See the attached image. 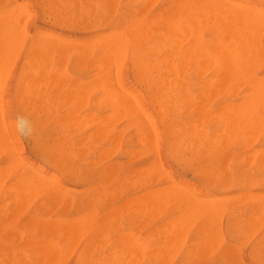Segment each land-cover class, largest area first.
I'll list each match as a JSON object with an SVG mask.
<instances>
[{
	"label": "rangeland",
	"instance_id": "rangeland-1",
	"mask_svg": "<svg viewBox=\"0 0 264 264\" xmlns=\"http://www.w3.org/2000/svg\"><path fill=\"white\" fill-rule=\"evenodd\" d=\"M129 1L130 0H124V1L123 0H0V23H2V24H0V28H1L0 32L2 33V30H3V32H5V33H2L3 37L5 36L4 34H8V30H10V28H7V25H5L6 17L4 19V13L3 12L6 10V14L8 15L7 22H8L9 19H11L9 17H12V15H14L15 17L14 16L13 17L16 19L17 15L15 13H13L15 11L13 10L12 7L16 6L17 3H18V5H21V6L17 5L18 7L16 6V8H18V11H16V13L18 12V14L20 15L19 17H21L20 18V23L21 24L19 26H17L18 23L16 24V22H15L19 17L16 20L14 18H12V19L14 20V22H15L14 24H16V27H18V28L20 26L21 27L22 26L25 27L24 30H23L25 32V34L21 30L22 34H24L23 35V40L19 41V42H22V44L19 46V44H17L18 40L14 39L16 41L13 44L14 47L17 44L18 48H20V49L17 50L19 52H16V55L14 56V58H12V59H14V62L12 63V65L9 66V68H7V65H6V68L9 71V73H7L8 72L7 70L5 71L7 74H5V72L1 71V69L5 67V62L7 63V61H5V59L7 58L8 55L6 54L7 51L5 49L8 47V45H7L6 48H5L6 45L4 46V50L6 52L3 51V44L5 42V41H3V39L4 38L6 39L7 35L3 39L0 38V41L1 40L3 41V42H0V44H1L0 45V50L2 51V53L7 55L5 59L3 58L4 55H3V57L0 55V57L3 58V59H1V62H3V64H4V67L2 66V68H1V65H0V77L1 76L2 77L3 76L6 77V79L4 78L5 80H4L3 86H2V84L0 85L2 87V89L0 91V93H1V97L0 98H2V99H0V102L2 101L1 107H2V113H3V115H2L1 110H0V117H2L4 119V120L3 119H0V120H2L4 122V125H2V126L6 127V129H4L7 132V134H8V137H7V135L5 137L6 140L12 141V142L9 141V143H7L5 141V146L9 147V145H10L9 148L8 147H2L3 144H0V146L2 148L7 150V151H4V149H2L3 150L2 151L0 149V169L4 165H5V167L7 165L6 169L4 168L5 171H2L3 168L0 171V177L1 176L3 177L2 178L3 181L0 179L2 181V182L0 181L1 182V184H0V232H1L0 233V255L2 254L0 256V264H45L43 262H46L47 264H49L47 261L49 260L48 258H50V257H51L50 260L53 261V262L55 260H57L54 263H52L49 260V262H51L52 264H55V263L56 264H61L63 259H64L63 262L65 264H73V263L74 264H178V263L179 264H187V263L188 264H224V263L225 264H264V228H263L264 227V221H263L264 218L261 217V218H263V220H262V222L260 221L261 222V224H260L259 220L261 218L260 219L258 218L259 220H257V216H256V215H259V213L261 215V212L264 210L263 209L264 207H262V205L264 204L263 203L264 199L262 197H264V195L262 197L260 196L261 198L260 197L257 198V199L255 198L256 197L255 193H258V192H259V194L261 192H262V194L264 193L263 192L264 191V171H263L264 170L263 169L264 168V166H263L264 165V147H263L264 146V127L263 128L261 127V130H260V128H258V127L262 126V124L259 125V124H257L256 121H255V124L250 125V126H246L248 128L255 126V127H257L259 129L258 130L257 128L254 127L255 128L254 134L256 133V129L258 130V132L255 134L256 136L253 135V138H251L252 140L250 139L251 141L250 140H246L248 142V144H247V142L245 141V139H246L245 137H248L247 134H248V130L249 129L248 128L246 129V127H244V126H243V128H240V126L237 125L238 123L237 124L235 123L237 126L236 125H231L232 123L227 124V122H226L227 120H224L223 117H221L222 114L220 113V110H223L224 108L226 109V107H224V105L225 106L228 105L227 103H229L230 101H233V105L235 104L234 102H239V104H240V101L239 100H235V99H240L241 100L242 98L245 97V95L247 96L248 94L246 92H243V90L244 91L246 90L248 92V90H250L252 88V86L250 87L245 82H242V84H241V82H230L231 86H232V87L230 86V88H232V90L230 89V92H231L230 93L229 92V84L230 83H224L223 80L219 82V78H218L219 76L218 77L216 76V78H218V79H214L215 75L219 74L218 70L214 69V66L209 67L207 65H204L202 67V66H200V64H197V63H195V64H193V63H189V64L184 63L185 65L182 64V62L187 61L185 59V57H184L187 54L184 55L183 52L186 49H187V51H189L188 48H190V49L194 48L196 43H197V41H198V43L200 45H202L204 43L203 44L204 45L203 48L205 50L207 49L206 51L209 53V49L210 48H211V50L214 49V47L212 45L218 46V45H221V44H224V43H228L229 40L233 39L232 35L230 37L228 36V34H232L231 30H230L231 33H229L230 32L229 31L228 34H227L228 38L226 37V33H224L225 36H223V37L226 40H222V39H219L220 37L223 38L221 36L223 34L219 33V29H217L218 31L215 28L211 29L212 28L211 27L212 20H214V19L216 20V16L213 14L214 12L211 13L212 9H213L212 6L214 7V11L219 12L218 8L221 7V5L223 3H220V6H219L220 0H216V3L214 2L215 0H210V3H205L206 8L203 5V7L205 8V10H203L202 6H201L202 5L201 3L204 0L199 1L200 3L198 2L199 4H201L200 6L198 5L199 8L194 5V4L197 5V0H193V1L192 0L188 1L187 0V2H186L187 5L185 3L182 4V2H185V0H183V1L181 0L182 2L180 0H174V1L173 0L172 1L171 0H168V1L167 0H151V1L149 0L150 1L149 2L150 5L148 3H146V1H148V0H135V1L131 0L130 2ZM195 1H196V3H195ZM230 1H232V2H235V1L239 2L240 1V2L244 3L246 6L252 5L253 8H256L257 10L255 9L253 14H256L257 16H261V17H259V21H260L259 23L260 24L258 25V29H259V31L262 30L261 33H264V14L261 15L264 12V9H263L264 8V0H230ZM132 2H134V3H132ZM174 2L177 3L175 6L177 7L178 10H180L181 12H183L184 10L186 11V12L184 11L185 13L183 12V15L181 13H179L178 10L176 11V7L174 6ZM191 2H192V4L194 2V4L192 5ZM144 3L147 4V5L145 6ZM169 3L172 6H170ZM188 3H190V4H188ZM47 4L49 5L48 7H47ZM52 4H53V6H52ZM166 4H167V6H166ZM180 4H182L181 5L182 9L179 6ZM208 4H210V5L208 6ZM168 5H169V7H168ZM183 5H184V7L186 9L183 7ZM23 6H24V8H23ZM101 6H103V7H101ZM138 6H140V7H138ZM193 6L195 8H198L199 10H200V7H201V9L203 10V11L201 10L202 14L197 9V13H198V16H197L196 15V9H194ZM19 7H21L20 9H23L24 11L22 10V12H19V10H20ZM170 7H171V10L169 9ZM11 8H12L13 12H12ZM46 8H47V10H46ZM192 8H193L194 11L192 10ZM172 9L174 11H176L177 13L174 12ZM188 9H190V10H188ZM258 9L260 11L263 10V12L261 13ZM167 10H169L171 12H168ZM7 11H10L12 13V15L9 16ZM256 11H258L260 13H258ZM23 12H24V14L21 15ZM58 12H59V14H58ZM137 12H138V14H137ZM151 12H153L154 14L151 13ZM172 12H174L176 14V16ZM139 13H140V15H139ZM150 13H151V16L153 15L152 18H151V16H149ZM194 13H195V15H194ZM222 13L224 14V12H222ZM25 14H26V16H25ZM60 14H62V15H60ZM158 14H160V15H158ZM220 14H221V10H220ZM50 15H51V17H50ZM179 15H181V16H179ZM201 15H202V20L205 19L207 22L209 21V23L204 24L206 21H204V22L201 21V22H203V23H201L198 20V18L201 17ZM209 15H212L211 18H213V19H211L209 17ZM221 15L218 16L219 18L217 17V19H221L220 18ZM194 16L195 17L197 16V17L195 18ZM22 17H27V18H23L22 19ZM184 17L187 20L186 19L184 20ZM204 17H209V18H204ZM46 18H49V20H47ZM147 18L149 20H146ZM154 18L155 19L157 18L156 19L157 21L155 20L156 22L154 21ZM193 18H195V19H193ZM1 20H3V21L1 22ZM221 20H223V19H221ZM143 21H144V23H143ZM165 21H167L168 23H166ZM185 21H187V22H185ZM198 21L201 24L200 27L202 26L201 27L202 29H199L200 28V27H198L199 25L196 26V28H194V25L198 24ZM7 22H6V24H9ZM22 22H23V24L24 23L25 24L23 25ZM189 22H190V26H192L191 29H195L196 30L198 28V32H193V30H191L189 28L190 31H191V32L188 31L190 35L187 34L186 31L184 32L185 33L184 35L187 37L186 38V37L183 36L182 32L184 30H183V28H181V25L184 24L185 26H187V25L189 26V24H188ZM117 23H118V25H117ZM191 23H193V25ZM12 24L13 23H12V20H11L10 25L12 26ZM144 24H147V25L144 26ZM175 24L176 25L180 24V26H179L180 28H178V25L176 26ZM207 24H209L210 26H208ZM164 25H166V26L164 27ZM184 25H183V27H185ZM215 25L213 24V27ZM70 26H72V27H70ZM149 26H151V27H149ZM157 26H158V28H156ZM172 26H173V30H172ZM4 27H5L6 30L4 29ZM124 27H125V29H124ZM176 27H177V31L174 32V28H176ZM187 27H185V28L188 29ZM32 28H33V32H32ZM155 28H156L157 31H155ZM118 29H120V30H118ZM179 29L180 30L182 29V30L178 31ZM258 29H255V30L258 31ZM17 30L15 28L16 32H17ZM19 30H18V32H20ZM121 30H122V32H121ZM215 30L217 31L216 34L214 32ZM15 31H13V32H15ZM99 31H101V32H99ZM160 31H162V32H160ZM165 31L169 32V33H174V35L168 34L169 38L168 37L166 38L167 34H165L166 33ZM210 31L213 32L214 34L211 33ZM118 32H121V33H118ZM208 32H210V33H208ZM221 32H222V30H221ZM158 33H159V35H158ZM206 33H208V34H206ZM9 34H11V33H9ZM17 34L18 33H16V35ZM22 34H21V36H22ZM118 34H119V37H118ZM152 34H154V35H152ZM179 34H182V37H183L184 41L180 38L181 35L179 36ZM219 34H221V35H219ZM16 35L13 36V37L16 38ZM175 35L178 38L181 39V42H179L178 38L173 40L174 39L173 37L176 38ZM191 35H197V36H195V41H194L193 36H191ZM215 35H217V36H215ZM112 36L113 37L117 36V38H113ZM126 36H129L131 38H129V37L126 38ZM211 36H212V39H211ZM0 37H2V35ZM99 37H100V40H99ZM260 37H262L261 40H263V42H264V35L261 34ZM260 37H259V39H260ZM20 38H19V35H18V39L19 40H20ZM106 38L108 40L109 39L110 40L108 41ZM123 38L126 40L125 42L123 40H122L123 42L120 41V39H123ZM196 38H198V39H196ZM104 39H106V42L105 41L101 42V40H104ZM114 39H116L115 43L113 41ZM117 39H118V41H117ZM171 39H172V41H171ZM205 39H207V40H205ZM93 40H98V41H94L93 42ZM188 40H190L191 42L188 41ZM204 40L207 42L206 44H205ZM11 41H13L12 37H11ZM73 41H74V43H76V46H75V44H73ZM107 41H108V43H107ZM110 41L114 43L113 46H111L112 43L110 44ZM119 41L122 42V43L120 44ZM173 41L179 42L178 45H177V43H174ZM214 41H215V43H214ZM216 41H220V43L218 44V42H216ZM77 42L78 43L80 42V44L78 45ZM82 42H84L85 44L82 43ZM96 42H97V46H96ZM98 42L101 45L100 44L98 45ZM189 42H190V44L194 43L195 45L194 44L190 45ZM263 42H262V44H264ZM123 43H124V45H123ZM173 43L176 44L177 46L176 45H172ZM10 44H12V43H10ZM82 44L84 45V47H82ZM13 45H12V48H13ZM86 45H88V46H86ZM108 45L113 47V48L109 47ZM120 45H121V47H120ZM122 45H123L124 48H122ZM154 45H156V46H154ZM187 45L188 46L190 45V47H188ZM28 46H29V49H28ZM103 46H107V47H103ZM153 46H154V48H153ZM64 47H65V49H64ZM181 47H184L185 49L181 48ZM82 48H84V49L82 50ZM96 48L99 49V50H97ZM133 48H135V49H133ZM172 48H174V49H172ZM108 49H110V50H108ZM113 49H114V51H113ZM119 49H120V51H119ZM171 49H172V51H171ZM179 49H181V50H179ZM261 49L263 50V47ZM68 50H70L69 53H68ZM80 50H82V51H80ZM89 50H91V51L88 52ZM151 50L153 52H151ZM182 50H183V52H182ZM211 50H210V53H212ZM30 51H31V54H30ZM73 51H74V53H73ZM139 51H141V52H139ZM167 51H169V52H167ZM113 52H114V54H113ZM136 52H138V53H136ZM180 52H181V54H180ZM8 53L11 54L12 52L8 51ZM61 53H63V54L61 55ZM95 53L97 54L96 57L93 56V55H95ZM106 53L109 54V56H110V54L112 55L110 57V59L112 61H110V59H108L109 61L106 62V60H105V62L107 63V64H105L106 68H108V66H109L110 70H106L105 67H104L105 65H104L101 68V69L104 68L103 69L104 70L103 71L104 75H107L106 71H109L108 72V76H110L111 72H113V68L115 67L114 68L115 69L114 70L115 73L113 72V74L115 76L112 74L114 79H112V77L110 76L111 84H112V80H113V85H117V86H115V87H117V90H116L117 94L124 93L123 95H125V92L129 90V93L127 92V94L125 96L127 98H129L131 96V99H132V95H133V99H136L137 102L134 101L133 99H132L133 101H130V99H127V98L126 99L129 102H127V103H126V101H123V102H125L126 106H127L128 103H130L131 106L133 104H137L138 103V106L141 107V108L138 107V111H139V108H140L142 110V113H141V110L138 112L136 109H134L135 106H132L133 108L130 106L131 107V111L130 110H125V113H123L124 116L122 114L123 111L122 112L120 111L121 113L117 112V114H119L118 117H121V118H119L120 119L119 120L117 117L114 116V114L116 113V111H114V109L116 108V103H120L121 100H119V102H118L117 101L118 98H115V97H113L115 100L113 98L111 99L110 97H112V95L110 96L108 94L110 92L108 89L107 90L109 92L107 91L108 93L107 92L104 93L105 87L111 86V85H109L110 83H108V85L105 84L104 88L102 86L103 84L100 85L99 89L97 88L99 86V84H101V83H99L97 87L95 86L97 81L99 80L98 77L100 78L103 75V74H100V72H99V74L101 76L100 75L96 76V73L99 71V67H101L100 63L98 61H99V59L101 57L103 59V63H102L101 59H100V62L102 64H104V58H105L104 56H106V58H108ZM162 53H164V54H162ZM57 54H58V56H57ZM47 55L50 56V58L47 57ZM55 55H56V57H55ZM123 55H125V57ZM166 55L168 57H170V59H167L168 57ZM23 56H24V58H23ZM72 56H75V57H72ZM119 56H122L121 59H119L120 58ZM64 57H65V59H62ZM71 57H72V59L73 58L76 59V60L73 59L75 61L72 64L70 63L72 61ZM92 57H95V58H92ZM159 57H160V59H159ZM182 57L184 59H182ZM56 59L58 60V62H56L57 61ZM88 59L91 62H93V63L91 64V62ZM114 59L115 60L117 59V60L115 61ZM118 59H119V61H118ZM180 59H182V61ZM87 60H88V62H87ZM161 60H162V62H161ZM172 60H174V62L176 63L175 65L172 62ZM177 60H178V62H176ZM62 61H63V64H62ZM119 62H121V64ZM139 62H141V64ZM166 62L169 63L170 69L172 71H170V69L165 71L166 68H164V64ZM180 62H181V64H179ZM24 63H25V65H24ZM68 63L71 64V67L75 70V72H74V70L69 68V65L67 67ZM97 63H99V66H98ZM115 63H116V66H115ZM84 64H85V67H84ZM262 64L264 65L263 62H261V64L260 63L256 64L257 67H255V64H254V66L252 65V67L249 68L250 69L249 73L250 74L251 73L252 74L255 73L254 76L255 75L257 76V74L260 76L261 73H263V75H264V66ZM19 66H20V68H19ZM118 66H119V68H118ZM39 67H41V68H39ZM95 67H96V70L95 69L93 70V68H95ZM205 67H206V69H205ZM18 68H19V71H18ZM129 68H130V70H129ZM81 69L83 71H81ZM97 69H98V71H97ZM202 69H203L204 72L202 71ZM210 69H212L211 72L209 71ZM249 69L246 71V73L249 71ZM32 70H33V72H31ZM146 70L147 71L149 70V72L146 73ZM3 71H4V69H3ZM117 71H118V73H117ZM129 71H131V72H129ZM168 71H170L171 73H168ZM213 71L215 72V74H213L214 73ZM88 72H89V74H88ZM90 72H92V73H90ZM135 72L137 74H135ZM82 73H83V75L85 73V75L87 74L89 76L88 77H86L85 75L83 76ZM59 74H61V76ZM76 74H79V75H82V76L78 75L79 76L78 77ZM206 74H207V76L209 75L208 78H207V76L205 77ZM73 75H74V77H73ZM94 75H95V77H94ZM219 75H220V79H222L221 74H219ZM45 76H46V78H45ZM50 76H52V77H50ZM103 76L101 78H103ZM91 77H92V79H94L96 77L98 79L95 82L94 86H92L93 85L92 80L91 81L90 80L85 81L86 78L91 79ZM106 78H107V76H106ZM192 78H194V79H192ZM256 78H258V77H256ZM260 78L261 77H259V79ZM40 79H41V81H40ZM203 79H205L206 82ZM1 80H0V83L2 82ZM62 80H63V83H62ZM94 80H96V79H94ZM94 80H93V82H94ZM176 80H178V82ZM200 80H202V81H200ZM213 80H215V81H213ZM74 81H76V83ZM82 81H84V82H82ZM105 81H106V79H105ZM80 82H82L81 83V85L83 84L82 86L80 85ZM87 82H89L88 86L93 87L92 91H91L92 88L90 87L91 89H89V87L87 86V84H88ZM101 82H103V81H101ZM167 82L170 83V84H168ZM221 82H222V84L224 83L225 86L221 85ZM115 83H117V84H115ZM204 83H206L208 85H206ZM212 83H214V87H213V85L211 86ZM235 83H236V85H235ZM62 84H63V86H62ZM203 84H204V86H203ZM135 85H137V86H135ZM138 85H140V86H138ZM195 85H196V87H195ZM243 85H245L244 88H243ZM74 86H76V87H74ZM83 86H85V87L87 86L86 92H89L88 90H90V92L87 93V95H85L86 93L83 94L84 93L83 91H85L84 90L85 87L83 88ZM220 86H221V88H220ZM58 87H59V89H58ZM70 87H71V89H68ZM95 87H96V90L98 89L97 91L95 90ZM111 87L113 88V86H111ZM111 87L109 88V89H111L110 93L113 94L114 92H113ZM115 87H114V89H116ZM208 88H212V89H208ZM15 89H16V93L18 94V96L16 94L17 97H15V99H13V97L15 96V94L13 93L15 91ZM52 89H53V91H51ZM195 89H196V91H195ZM198 89H200V90L198 91ZM217 89H218V91L215 92ZM233 89H236V90H234V92H233ZM118 90L119 91L124 90V92H119L118 93ZM201 90L204 91V92H202ZM212 90H215V91H212ZM252 90H254V88H252ZM238 91L241 92V93L239 94ZM60 92H61V95H60ZM76 92H77V94H76L77 96L75 95ZM81 92H82V94H81ZM93 92H95V93H93ZM58 93H59V98L57 97ZM62 93L65 94V95H62ZM67 93H69V94L67 95ZM79 93L81 94V96H79L80 95ZM97 93H99V94H97ZM248 93H250V92H248ZM71 94H73V95H71ZM208 94H210V95L208 96ZM227 94H229L228 97H226ZM251 94H250V96H252ZM91 95H93V96H95L97 98V99L95 98L96 102H94L95 100L92 102V100H93L92 97L93 96H91ZM98 95H101V96L99 97ZM123 95H121V98L124 100ZM263 95L261 93V96L263 97V98L261 97L262 101H264V96ZM23 96L26 97V99ZM30 96H31V98H30ZM65 96H69L71 98L68 99V97L66 98ZM74 96L77 97V98H74ZM82 96H84V98H85L84 99L85 103H84V101L81 102L82 99H83ZM86 96H87V98H86ZM220 96H222V97H220ZM232 96H234V97H232ZM254 96H256L255 93H254ZM254 96H252V97H254ZM18 97L19 98L21 97V101L23 103L20 102L21 103L20 105L19 104L15 105V103H18L20 101L19 100L18 102H16L17 101L16 98H18ZM39 97L41 98V100L39 99ZM247 97H249V96H247ZM258 97H260V95H258ZM36 98H37V100H36ZM62 98H65V100L64 99L62 100ZM109 98H110V103L111 104L108 103ZM121 98L119 97V99H121ZM148 98L150 100H148ZM218 98H220V99H218ZM246 98H244V100ZM74 99H76L75 100L76 101V105H75ZM77 99H79L78 102H77ZM257 99H259V98H257ZM24 100H26V102H24ZM51 100H52V102L54 100V102L52 103ZM105 100H107V102ZM151 100H152V102H151ZM244 100L241 102V104L244 102ZM62 101H63V104H62ZM64 101H66V102H64ZM148 101H149V103H148ZM168 101H169L170 104L168 103ZM262 101L260 102V104H258L259 106H257V108L255 109V110H257L258 108H261L263 110V111L261 110L263 112V113L261 112L262 114L259 112L260 109L257 110L260 113L261 116L264 114V108H263L264 107L263 106L264 103ZM35 102H36V104H35ZM47 102H48V104H47ZM24 103H25V105L28 104L27 105L28 108H27V106L24 105ZM43 103L46 106H44ZM73 103H74L75 106H73ZM231 103L232 102H230L229 104L232 106ZM22 104L24 106H22ZM58 104H59V107H58ZM120 104L119 105L117 104V106H120ZM244 104H245V102H244ZM33 105H35V106H33ZM68 105H71V106L67 107ZM87 105H89L91 107H89ZM211 105H213L215 107H211ZM236 105H238V103H236ZM15 106H17L18 108L15 109ZM54 106L58 107L59 109L55 108ZM113 106H115L114 109H113ZM231 106L228 105L227 108L228 107H230L228 109H231L232 107L234 108V106H232V107ZM239 106L240 105H238V107ZM31 107H32V109H31ZM222 107H224V108H222ZM241 107L243 108L244 106L241 105ZM20 108L22 109V110H20L22 118L19 116V112H17V109L19 111ZM24 108H25V110L23 111ZM45 108H46L45 111L50 110L51 113H49L47 115L46 113H48L49 111L48 112L43 111ZM75 108H76V110H75ZM86 108H87V110H86ZM29 109L30 110H34L33 113ZM35 109H36V111H35ZM56 109H58V110H56ZM82 109H85V110H82ZM126 109H128V108H126ZM217 109H218V111H217ZM228 109H226V110H228ZM234 109L236 110L237 108H234ZM11 110H12V112H11ZM26 110H29V111H26ZM88 110L89 111L92 110L91 113L90 112H87L88 114L82 113L83 111L85 112V111H88ZM104 110H105L106 113L104 112ZM117 110H118V108H117ZM37 111H39V112H37ZM59 111H61V114H59V115L62 116V117H56V115H58ZM63 111H65V112H63ZM112 111H113L114 114H112ZM128 111L129 112H133V114L132 113L130 114ZM229 111L226 112L227 115H229L228 114ZM69 112L72 113L71 116L73 115L74 118H75V116H77V118H76L77 120L74 119L73 117H70ZM217 112L219 114H217ZM17 113H18V118H17ZM37 113L38 114L40 113V114L38 115ZM63 113H64V115H63ZM79 113L80 114H84V115L81 116ZM100 113L108 114L109 121H108V118H107L106 115H103V114H100ZM109 113L111 115H109ZM214 113H215V115H214ZM232 113H234V110H233ZM36 114L40 117V118H37V120L39 119L38 122L41 121L40 125H42V127H45V125H46V127L43 128V130H42V127H40V129H38V127L40 125L36 126V124H38V123L35 122L36 121L35 117H38ZM65 114H67L68 116L65 115ZM85 114H86V116H85ZM117 114H115V115L117 116ZM120 114H122V116ZM41 115H43L44 117L43 116L41 117ZM46 115L48 116L47 118H45ZM89 115H90V118L92 117V119L88 118ZM138 115H140V116H138ZM142 115H144V116L142 117ZM223 115H225V113H223ZM99 116H106L105 118H107V120H105L104 117H102V118L105 120L104 122L108 126L107 125L105 126V124L101 125L102 122H103V119L100 117L101 120H98ZM111 116H112V119H110ZM133 116L134 117L136 116V117L133 118ZM190 116H192V117H190ZM30 117H32V118H30ZM113 117L117 118L119 121L117 119L115 120ZM147 117H148V120H146ZM225 117H227V116H225ZM45 119H47V120H45ZM56 119H58V120H56ZM62 119L65 120V121H63ZM138 119H142L143 121H145V120L146 121H150L149 123H151L152 126L150 124H147V125H149L151 127V129L155 130V131L152 130L153 134L155 133L154 137L152 136V139L155 142L153 140H151V134L152 133H151V130H149L150 128L148 129V126L145 125L146 124L145 122H142L141 120L136 121ZM170 119H171V121H170ZM26 120H28L31 123V125H33L31 127V128H33L32 131H31L30 127L29 128L26 127L27 126V122H28ZM30 120H32V121H30ZM52 120H54V122H56V123H54V122H53L54 124L51 123ZM69 120H74V121H69ZM93 120H95V121L93 122ZM110 120L113 123L110 122ZM128 120H130V121L132 120V122H129ZM164 120H165V122H164ZM133 121H134V123H133ZM43 122H44V124H43ZM70 122H73V123H71V126H70ZM83 122H85V123L81 124ZM122 122L125 125H122L123 124ZM153 122L155 124H153ZM62 123H64V127L62 126L63 125ZM78 123H79V125L80 124L81 125L79 126ZM110 123H112V124L110 125ZM137 123L139 124V126L137 125ZM140 123H142L141 126H140ZM49 124L51 126H49ZM57 124H60V126L57 125ZM98 124H99V127H98ZM256 124H257V126H256ZM263 124H264V122H263ZM95 125H97V128L94 129V127H96ZM119 125H120V127H119ZM229 125L233 126V127H231V131H229L230 130ZM2 126H1V128H2ZM53 126H55V127H53ZM61 126H62V128H61ZM122 126H123V129H122ZM125 126H127L126 130L124 128ZM103 127H104V129L106 127H108V128H106L105 131H104ZM201 127H203V128H201ZM47 128H48V130H46ZM49 128H51L50 131L52 129H53V131H54V129H56L55 131H58V130L59 131L56 132V134H55L52 131L50 132ZM116 128L117 129L119 128V130H117ZM138 128H140V129H138ZM141 128H142V131H141ZM239 128L242 129V130H239ZM254 128H252L253 131H254ZM72 129H73V131H72ZM120 129L122 131L124 130L123 132L121 131L122 134H121V132L120 133L115 132V130L116 131H120ZM143 129H144L145 133L143 132ZM199 129H201V130H199ZM232 129H236V130L238 129L239 132H238V130L232 132ZM45 130H46L47 133L49 132L48 134L45 132L46 135L43 134L44 132H42V131H45ZM88 130H89V132H87V133H89V134H86L85 132L88 131ZM92 130H94V131H92ZM96 130L97 131L99 130L98 131L99 133ZM224 130H227V131H224ZM250 130H251V128H250ZM61 131H64V133L61 132ZM66 131H67V134H66ZM70 131L72 132L71 134H70ZM128 131H131V132H128ZM241 131H243V132H241ZM253 131H250V132L253 133ZM6 132L5 133L3 132V133L6 134ZM81 132H82V134L85 133L87 136L85 134L82 135ZM94 132H97V134H99L98 137H97L96 133L94 134ZM113 132H115L116 134L113 133ZM225 132H231V133H233V135H231V133L227 134ZM0 133H2V132L0 131ZM50 133H53V134L50 135ZM60 133H63L64 135L62 134L63 136L61 135L60 138H57L60 135ZM68 133H69V135H68ZM147 133H149L148 134L149 137L148 136H146V137L144 136V135H147ZM100 134H102V135H104L106 137L100 136ZM208 134H209V136H208ZM216 134H217V136H216ZM236 134H238V135L236 136ZM261 134H262V136H261ZM27 135H28V137H27ZM41 135L45 136V137H42ZM48 135L50 136V138H48ZM53 135L54 136L58 135V136L54 137ZM65 135H68V136H65ZM80 135H81V137H79ZM119 135H121V137ZM4 136L5 135H3V138H4ZM71 136H74V137H71ZM232 136H233V138H232ZM249 136L251 137V135H249ZM90 137H91L92 140L94 138H96V139H94L95 141H97L96 144H92V143H95V141L90 140ZM118 137H119V139H118ZM140 137H142V138H140ZM147 137H148V139H146ZM207 137H208V139H207ZM219 137H222V138H219ZM258 137L260 138L259 140H258ZM0 138H2V137L0 136ZM47 138L50 141H46L45 139H47ZM61 138L64 141H65V138H66V140L68 138L70 140L68 139L69 141H67V143H68L67 144L66 142L61 141ZM107 138H108L109 141L110 140L111 141L110 142L107 141ZM155 138H156V140H155ZM141 139H144V140L146 139L147 143L143 142V144H142V140ZM149 139H150V141H148ZM247 139H249V138H247ZM35 140L36 141L38 140L40 144L42 143V145H40L41 147L42 146L45 147L46 151L45 152L43 151V153L46 154V152H47V154H48V156H46L44 154V156L47 157V159H46L47 163L45 161V157L42 156L43 154L40 155V153H42L41 152L42 150H41L40 146L36 147V145H38L37 144L38 141L36 143ZM57 140H59V141H57ZM73 140H74V142H73ZM105 140H106V142H105ZM184 140H185V142H184ZM1 141H3V140H1ZM33 141H34V143H33ZM52 141H53V143L56 141V144H57V142L61 141L60 142L61 146L60 145L58 146L59 143L56 146H54ZM91 141H92V143H90ZM113 141H114V143H113ZM117 141H119V142H117ZM207 141H208V144H207ZM257 141H258V144H257ZM259 141H261V142L259 143ZM87 142L89 144H87ZM149 142H150L151 145L149 144ZM236 142H237V144H236ZM0 143H3V142H0ZM25 143L30 144L31 146L30 145L27 146V144H25ZM62 143H64V144H62ZM65 143H66V147H65ZM72 143L73 144L75 143V144L73 145ZM84 143H86L85 144L86 146L88 145V147L89 146H91V147H89V148L84 147L85 146ZM181 143H183V144H181ZM51 144L55 147L54 152H53V149H52L54 147ZM72 145H73V148H72ZM109 145H111V146H109ZM102 146H104V147H102ZM146 146L148 148H151V149L147 150ZM149 146H151V147H149ZM31 147H33V148L36 147L38 151L39 150H41V151L38 153V151L36 150L37 153H35L36 151L33 152L32 151L33 149ZM44 147H42L43 150H44ZM107 147H111L112 149L109 148L110 149L109 150ZM129 147H130V149H129ZM12 148L14 150L16 149L17 151L13 152ZM38 148H40V149H38ZM60 148H63V149L67 148L68 151L66 149L63 150V149H60ZM68 148H70V149H68ZM198 148H201V149L199 150ZM236 148L238 150H236ZM59 149H60L61 153L58 152ZM83 149H84V151H83ZM102 149L103 150L106 149V150L103 151ZM144 149H145V151H144ZM215 149H216V151H215ZM120 150H121L122 153L119 154L118 151H120ZM234 150H236V151H234ZM64 151H66V153L68 154V155L66 154L67 156L64 155L65 154ZM70 151H73V152H70ZM195 151H197V152H195ZM211 151L213 153H211ZM228 151H229V153H228ZM262 151H263V153H262ZM15 152H18V155ZM138 152H140V153H138ZM99 153H100V155H98ZM182 153H185V155H187V156H184V154L182 155ZM36 154H38L39 156H37ZM59 154H61V156H59ZM118 154L120 155L121 158L118 157L119 156ZM55 155L57 156V158L60 157L59 160L57 158H56L57 160L55 159V157H56ZM76 155L79 156V158H77V161H76V158H75V157H77ZM125 155H127V156H125ZM40 156L42 157V159L44 158L42 161H41V157ZM98 156L100 158H98ZM173 156H174V158H173ZM262 156H263V158H262ZM81 157H84L83 158L84 161H80L82 159ZM88 157H90V158H88ZM116 157H118V158H116ZM167 157H168V159H167ZM14 158H15V160H14ZM260 158H261V160H260ZM78 159H80V160H78ZM108 159H111V160L113 159V160L111 161V160H108ZM210 159H211V161H210ZM50 160H53V162L55 160L54 163H56L55 164L56 168L54 166H53L54 168L53 167H51V168L49 167V166L54 165V163L53 164L50 163V162H52ZM106 160H108V161H106ZM115 160H116V163L114 162ZM155 160L157 162L158 161L159 162L157 163ZM169 160L171 162H169ZM244 160L246 161V163H245ZM14 161H15V164L12 163ZM90 161H92L93 164ZM78 162L81 165L78 164ZM108 162H109V164H107ZM155 162H156V164H155ZM188 162H190V163H188ZM74 163H76L77 165H75ZM101 163H102L103 166L101 165ZM112 163H113V165H112ZM120 163H123V164H120ZM11 164L13 166H15L16 168H13ZM49 164H52V165H49ZM73 164H74V166H73ZM82 164H84V165H82ZM139 164H141V165H139ZM153 164H155V165H153ZM159 164H160V166H159ZM175 164H176V166H175ZM179 164H180V166H179ZM85 165H89V167L85 166ZM123 165H125L126 167H124ZM128 165L130 166V168L128 167ZM119 166H121V167H119ZM10 167L13 168V169H11ZM96 167H98L100 170L98 168H96ZM127 167L129 168V170H125V169H128ZM210 167H211V170H210ZM9 168H10V170H9ZM73 168H75V169H73ZM123 168H124V171L122 170ZM31 169L33 170V172H32ZM71 169H72V171H71ZM79 169H80V171H79ZM81 169H82V171H81ZM34 170L37 173L42 174V175H40V176H39V174L37 175V173ZM88 170H90V171H88ZM106 170H108V171L106 172ZM69 171L71 173H68ZM87 171H88L89 174L86 173ZM96 171H98V172H96ZM206 171H207V173H205ZM34 172L36 173L34 175L35 176L37 175V177H39L38 179H40L41 176L42 177L46 176V178H45L46 181L49 178H51V179H49L50 180L49 181L50 184L51 183H56V185L47 186L48 185L47 184L46 185L47 189H48L47 191H46V189H44V191H43V190H41L43 188L40 189L37 186V188L40 189V191H36L35 192V193L38 192L37 193L38 196H36V194L31 192V195L34 194L33 197H31L32 198V200H31V198L28 195H26L28 193V190H26L27 193H26V191L25 192L22 191L23 189L20 188L19 185L18 186L15 185L16 184L15 182L19 181V179L23 175H25L26 173H27L26 175H28V174L31 175L30 173H32V175H33ZM54 172H56L57 174H55ZM90 172L91 173L93 172L92 173L93 175ZM94 172H95V175H94ZM4 173H5L6 177H5ZM139 173H142V174L140 175ZM253 173L256 174V175L254 176ZM73 174H74V177H73ZM76 174H77V178L79 177L78 179H75L77 181L74 180V178H76ZM78 174H79V176H78ZM96 174H97V176H96ZM118 174H122L124 176L120 177V175H118ZM70 175H72V176H70ZM89 175H92V178ZM133 175H134V178H133ZM35 176H33L34 179L37 178V177L35 178ZM67 176H68V178H67ZM135 176H139V177L135 178ZM43 178H42V181H43ZM69 178H72V180H74V181H72L71 179L69 180ZM202 178H204V179H202ZM38 179H36V180H38ZM51 180L52 181L55 180V181L51 182ZM79 180L80 181L82 180V181L80 182ZM97 180H99L100 182H98ZM241 180H242V182H241ZM115 181H116V183H115ZM117 181L119 183H117ZM156 181H157V184H156ZM158 181H159V183H158ZM39 182L41 183V181H39ZM87 182H88V185H87ZM42 183H44V185H45V182H42ZM108 183H109V185H108ZM17 184H18V182H17ZM81 184H85L86 186L85 185H81ZM164 184H165L166 188L169 187V189H167L168 192L165 190L166 188H164V190L161 189L162 191L159 190L162 186L165 187ZM177 184H180V187L182 189L185 188L184 189L185 191H181L182 189L178 190L179 185L176 186ZM57 185H58V187H57ZM60 185H61V187H60ZM144 185H145V187H144ZM169 185H171V186H169ZM138 186H142L144 188L140 187L138 189ZM15 187H17V188L19 187L18 190H17V188L15 189ZM49 187H50V189H49ZM54 187H56V188H54ZM132 188H133V190H132ZM152 188L158 189L160 192L158 193L157 192L158 190H155V189H153L154 190V192H153ZM19 189H20V191H19ZM61 189H62V191H61ZM92 189H94V190H92ZM150 189H151V191H150ZM171 189H172V191L173 190L174 191L173 192L169 191ZM49 190H50V192L48 194ZM176 190H178V192L180 191V194L179 193L176 194L177 193ZM143 192H144L145 197L147 196V194L149 192V195H151V196L153 195L154 197L156 196L158 198L157 199L156 197L154 198L152 196L153 197L152 200H151L152 204H151L150 199H149L151 196L150 197L148 196L149 198L146 197V199L147 198L149 199V203H148V199L147 200L143 199L144 200L143 202H145V200H146L147 203L146 202L145 203L147 205L149 204V205H152V206L154 205L153 204V202H154L153 199H155V200L157 199L156 200L157 202H155V206L153 207L154 209L151 206L148 205L149 206L148 207L145 204L147 206V207L145 206L146 208H150V209H147V210H149L148 212L146 210H144V209H146V208L143 207L144 203L142 204V206L140 205L141 204L140 201L142 202L141 198H145L144 195L142 197H140L141 194H143ZM169 192H172V193L169 194V196L171 197L170 200L168 199L169 196L167 195ZM174 192H176L175 193L176 195L173 194ZM220 192H224V193H220ZM41 193H43V195H41ZM162 193L165 195L166 199L164 198V195ZM119 194H121V195L119 196ZM171 194L174 195V196H172ZM189 194L191 195V197H190ZM22 195H23V197H20ZM86 195H87V199H86ZM192 195H194L196 197L207 198L206 201H205L207 203H205V204L214 205V211L213 212L211 211V214H210V211H208V210H204L203 209L204 211L203 210L200 211L199 209H197L196 205L194 206V204H193V205H190V206L191 207L194 206L196 208H194V207L191 208L190 207V209H193L194 212H196V213L198 212L197 215L195 214L196 216L193 215L194 216L193 217L192 216V212L190 213L191 210L189 211V206L185 207L182 204V201H181L182 199H188V200L190 199L191 200L193 198ZM222 195L223 196L226 195L225 196L226 199H225V197L221 198ZM230 195H234V196L232 197ZM251 195L253 197L250 198L249 196H251ZM17 196H18V199L19 198H23V201H27L26 204H23L25 202L20 201V199L18 200ZM26 196H28V198H30V199L27 198L29 201L28 200H24V198ZM88 196H89V198H88ZM160 196L163 197V199L161 198L163 201L160 199ZM176 196H177V198H174ZM179 196L182 197V198H178ZM209 196L210 197L214 196V197L213 198H209V199H211L209 201V199H208ZM229 196H230V198H229ZM117 198H119V199L117 200ZM139 198H140V201H139ZM203 198L201 199V201H204ZM133 199H135L136 201L133 200ZM193 199L195 201H196V199L199 201V198H196V199L193 198ZM193 199H192V202H194ZM108 200H109V202H108ZM119 200H121V201H119ZM176 200H177V202H176ZM220 200L221 201L224 200V201L220 202ZM241 200H243V201H241ZM130 201H132V202L129 203ZM161 201L163 202V204H162ZM198 201H196V202L198 203ZM19 203H21L24 207L22 205H20ZM100 203H101V205H100ZM112 203H114V204H112ZM116 203H118V204H116ZM123 203H124L126 208L123 207L124 206ZM125 203H128V204L126 205ZM158 203L161 205V207H160V205L159 206L157 205ZM109 204H110L111 207L109 206ZM129 204H131V205H129ZM17 205L18 206L20 205L21 208L20 207L18 208ZM32 205H33V207H32ZM48 205H50V207ZM197 205L199 207V204H197ZM102 206H103V208H102ZM120 206L123 207L122 209H124V208L125 209L122 210ZM127 206H129V207H127ZM137 206H139V207H137ZM118 207H119V209H118ZM166 207H168V208H166ZM222 207H223V209H221V211H220L219 209L222 208ZM249 207H250V210H249ZM135 208H137V209H135ZM139 208H142L143 210H140ZM156 208H158V209H156ZM184 208H186L187 214L185 212H183ZM177 209H179V211L181 210V212H179ZM245 209H246L248 214L246 213ZM13 210H15V211L13 212ZM51 210H53V211H51ZM56 210H58V211L56 212ZM154 210H155V212H153ZM159 210L161 212H159ZM70 211H72V212H70ZM54 212L56 214L53 215ZM112 212L114 214H112ZM194 212H193V214H194ZM226 212L228 214L225 216ZM110 213L112 214V216H111ZM179 213L182 215V217H181V215ZM189 213L191 214V216L189 215ZM218 213L219 214L221 213L220 215H218L220 217V219L217 216ZM175 214L179 215V217H180V219L182 221L180 219L179 220L183 223V226H185L183 228L182 227L180 228V226H182L181 222H180L181 225L178 226V229H177V226H174V227H176V230H178V233L175 232L176 230L172 227L173 224H171V221L173 223V221H175V220L177 221V218H179L178 215H177V218H176ZM183 214H184V216H183ZM262 214L264 215V213H262ZM58 215H59V217H58ZM146 215H147V217H146ZM185 215H187V218L185 217ZM209 215H211V216H209ZM63 216H64V218H63ZM82 216H83V220L84 221H80V223L81 222H82V224H83V222H85V223L87 222V223L86 224L84 223L83 225L85 227H83L82 230L81 229L79 230V232L82 231L83 234L81 236L82 232H80V236L81 237L78 238V240H77V238H76L77 237L76 236L77 232H75L74 229L77 230L76 229L77 225H75V224H78V223H74V221H75V219L79 221L78 218L79 217L82 218ZM102 216H105V218L104 217L102 218ZM251 216H252V218L255 217V219L253 218L254 221H252ZM184 217L186 218V220H184ZM191 217H193V219ZM215 217L217 218L215 221L216 222L219 221L218 222L219 225H217V223L213 222ZM224 217H225V219H224ZM234 218H235V220H234ZM189 219H192L191 222H190ZM232 219L234 221H231ZM111 220H114V221L111 222ZM71 221H72V223H71ZM228 221H230V222H228ZM243 221H244V223H243ZM250 221H252V222H250ZM256 221H258V223H256L257 225L256 224L254 225V223ZM47 223L49 224V226H48ZM60 223H61V225H60ZM213 223L216 224V227L219 226L218 227L219 229L216 228L215 225L212 226ZM223 223H225V225ZM252 223H253V225H250ZM36 224H37V226H36ZM98 224H100L101 226H99ZM134 224H137V225H134ZM166 224H168V225H166ZM202 224H203V226H202ZM258 224H260V225H258ZM42 225L45 226V228ZM46 225L48 226V228L46 227ZM70 225H71L70 229H72L71 231L73 232L71 234L68 233L70 231V229H69L68 232L65 231V230H68V227H70ZM79 225L80 224H78V226ZM132 225H134V226H132ZM138 225H139V227H138ZM61 226H62L63 229L60 228ZM136 226H137V228H136ZM146 226H147V228H146ZM223 226H224V228H223ZM252 226L254 228L256 226L257 228L254 229ZM40 227L41 228L43 227V228L40 229ZM133 227H134V229H133ZM212 227L213 228L215 227L214 230H213ZM232 227H233V229H232ZM240 227H242V229ZM93 228L94 229L96 228V229L94 230L95 232H93V234H92L91 230H93ZM138 228H140V229H138ZM237 228H239L240 231ZM182 229L183 230L185 229L183 231L184 233L183 232H179V230L182 231ZM217 229H218L219 232L217 231ZM261 230H262V232H260ZM63 231H65V232L63 233ZM242 231L244 233H242ZM249 231L251 232L250 234H249ZM40 232H41V234H40ZM47 233H49V234H47ZM88 233H91L92 236H89V235H91V234H89L88 235L89 237L85 238V236ZM181 233H183V234H181ZM59 234H60V236H59ZM61 234H63V235L65 234V235L62 237ZM72 234L73 235L75 234V235L71 236ZM174 234L177 235V236H174ZM178 234H180V236ZM257 234H258V237H255V236H257ZM120 235L122 237H120ZM243 235H244V237H243ZM245 235H246V237H245ZM34 236H36V237H34ZM45 236H46V238H48V236H49L48 240H46ZM51 237H52V239L54 241L51 239ZM57 237H59L60 239L57 238ZM174 237H176V238L174 239ZM179 237H180V240H181V241L179 240L180 243L179 242L178 243H174V241L175 242L178 241ZM187 237L190 240H188ZM235 237H236V239H235ZM61 238H62V241H61ZM164 238H165V240H164ZM166 238H167V240H169L170 238L171 239L169 240V242H167ZM172 239H174V240H172ZM70 240H72V242L74 240L77 242V244L74 243L75 244L74 248H73V246L67 245V244H70ZM49 241H51V242H49ZM171 241H172V244H169ZM191 241L192 242L194 241V242L192 243ZM207 242H209V244ZM44 243H46L47 245L50 244V246L49 245L46 246ZM165 243L167 244L168 248H167ZM173 243H174V246H173ZM136 244H137L138 247L136 246ZM175 244H177V245L175 246ZM40 245L42 246V248H41ZM171 245L173 246L174 249L176 248L173 252H172L173 248H172ZM250 245H251V247H249ZM1 247H3V248H1ZM71 247L73 249L69 252L68 248L71 249ZM80 247H81L82 250L80 249ZM130 247H131V249H130ZM164 247H165V249H168V250H165ZM54 248H55V250H52ZM56 248H58V249L56 250ZM136 248H138L139 250H137ZM169 248H170V251H169ZM183 248H184V250L186 252V253L184 252L185 254L183 253V250H182ZM188 248H189V251H188ZM37 249H39V251ZM78 249H79L80 252L78 251ZM123 250H125V251H123ZM179 251H182V256H181V252H179ZM190 251L191 252L193 251V252L189 253ZM202 251H204V252H202ZM44 252H45V254H44ZM77 252H78V254H77ZM215 252H216V254H215ZM48 253H49V255H48ZM52 253H53V255H52ZM66 253H67V255H65ZM164 253H166V254H164ZM160 255H163V256H160ZM164 256H165V258H163ZM176 256L179 257V258H177ZM180 257H181V259H180ZM215 257H217V258H215ZM45 258H47L48 260L45 259ZM193 258H194V260H193ZM212 260H213V262L211 263ZM180 261H182V262H180ZM208 261H209V263H208ZM214 261L216 263H214ZM220 261H222V262H220ZM175 262H177V263H175Z\"/></svg>",
	"mask_w": 264,
	"mask_h": 264
},
{
	"label": "bare ground",
	"instance_id": "bare-ground-1",
	"mask_svg": "<svg viewBox=\"0 0 264 264\" xmlns=\"http://www.w3.org/2000/svg\"><path fill=\"white\" fill-rule=\"evenodd\" d=\"M123 1H124V0H123ZM130 1H131V0H130ZM130 1H129V2H130ZM134 1H135V0H134ZM150 1H151V0H150ZM150 1L148 0V1H146V3H148V4L150 5V3H149ZM167 1H168V0H167ZM171 1H172V0H171ZM173 1H174V0H173ZM180 1H181V0H180ZM182 1H183V0H182ZM182 1H181V2H182ZM188 1H190V0H188ZM192 1H193V0H192ZM199 1H201V0H197V5L194 4V2H193V4H194L195 6H197V7H198V5L200 6V5L202 4L201 6H202V9H203V10H205V8H206L205 3H210V0H204L201 4H199V3H200ZM206 1H207V2H206ZM49 2H50V1H49ZM63 2H64V1H63ZM94 2H95V1H94ZM176 2H177V1H176ZM176 2H174V6L177 4ZM186 2H187V0H185V2H182V4H183V3L186 4ZM198 2H199V3H198ZM214 2L216 3V0H215ZM45 3H46V2H45ZM76 3H77V2H76ZM86 3H87V2H86ZM109 3H110V2H109ZM132 3H134V2H132ZM172 3H173V2H172ZM178 3H179V2H178ZM195 3H196V1H195ZM220 3H223V4H222L223 6L221 5V7H222L224 10H223L221 7H219V8H218L219 12L214 11V7L212 6L213 9H212V12H211V13L214 12L213 14L216 16V20H215V19L212 20V22H211V23H212V25H211L212 28H211V29H213V28H215L216 30L219 29V33L223 34V35H221V34H219V35H221V36L223 37V36H225L224 33H226V37H227V38H228V36L230 37V36L232 35V36H233V39L231 38L232 40H229L230 42L228 41V43H224V44H221V45H218V46L215 45L216 47H215L214 45H212V46L214 47V49H212V50H211V48L209 49V48L207 47V48L209 49V53L206 51L207 49L205 50V49L203 48V47H204V45H203L204 43H203L202 45H200V44L198 43V41H197L196 45H195L194 43H191L192 45H193V44L195 45L194 48H192V49L188 48L189 51H187V49H186V50H185L186 52L184 51L185 53H184L183 50H182V52H183L184 55L187 54V55L184 56L185 59H186L187 61L182 62V64H184V63H187V64H189V63H193V64L197 63V64H200V66H202V67H203L204 65H207V66H209V67L214 66V69H215V70L217 69L218 72H219V74H221V77H222V79H220V75H219V74L215 75V78H214V79H218V78H219V82L222 81V80H223L224 83H230V82H241V84H242V82H245V83H247L250 87L252 86V88H254V90H252V88H251L250 90H248V92H250V93H248L246 90H245V91L243 90V92H246V93L248 94L247 96H249V97H247V96L245 95L244 98L247 97L245 100H244V98H242L241 100H240V99H235V100H239V101H240V104H239V102H234L235 104L233 105V101H230V100H229L230 102H232V103H231L232 106H234V108H237L236 110H235V109L229 104V103H230V102H229V103H227V104H228L229 106H231L232 108H231V109H228V108H230V107L227 108L228 105L225 106V105L223 104L224 107H226V109H228V110H226L224 107H222V108H224V109H223L224 111H223V110H220V113L222 114L221 117H223L224 120H227V121H226L227 124L232 123L231 125H236V124L238 123L237 125L240 126V128H243V126L246 127V126H250V125L255 124V121H256L257 124H259V125L262 124V126H259V127H258V128H260V130H261V127H262V128L264 127V126H263V125H264V124H263V122H264V121H263V120H264V118H263V117H264V114H263L262 116L260 115V113H261L263 110H262L261 108H258L257 110L260 109V111H259L260 113H259V112H258L257 110H255V109L257 108V106H259L258 104H260V102L262 101V100H261V97H262V96H261V93H262V95L264 94V93H263V92H264V75H263V73H261L262 75L260 74V76H259L258 74H257V76H256V75L254 76L255 73H254V74H252V73L250 74V73H249V72H250V69H249V68L252 67V65L254 66V64H255V67H257L256 64H258V63L261 64V62L264 63V46H263L264 44H262L263 40H261L262 37H260L261 34L264 35V33H261L262 30L259 31V29H258V25L260 24V23H259V22H260V21H259V17H261V16H257L256 14H253V12H254V10H255L256 8H253L252 5H248V6H246L244 3L240 2V1H239V2H238V1L232 2V1H230V0H220V2H219V6H220ZM48 4H49V3H48ZM48 4H47V7L49 6ZM50 4H51V3H50ZM63 4H64V3H63ZM92 4H93V3H92ZM98 4H99V3H98ZM169 4H170V3H169ZM182 4H180L179 6L181 7ZM188 4H190V3H188ZM191 4H192V2H191ZM193 4H192V5H193ZM1 5H2V4H1ZM17 5H18V3L16 4V6H17ZM74 5H75V4H74ZM137 5H138V4H137ZM144 5L146 6L147 4L144 3ZM149 5H148V6H149ZM186 5H187V4H186ZM203 5H204L205 8L203 7ZM209 5H210V4H208V6H209ZM11 6H12V5H11ZM16 6H14V7L16 8ZM18 6H21V5H18ZM18 6H17V7H18ZM52 6H53V4H52ZM103 6H104V5H103ZM103 6H101V7H103ZM166 6H167V4H166ZM170 6H172V5L170 4ZM177 6H178V5H177ZM262 6H263V5H262ZM14 7H12V8H13V10H14L15 12H13L12 8H11V10H12L13 13H15V14L17 15V17H16V19H17L20 15L18 14V12L16 13V11H18V8H16V9H17V10H16ZM105 7H106V6H105ZM128 7H129V6H128ZM130 7H131V6H130ZM138 7H140V6H138ZM168 7H169V5H168ZM168 7H167V8H168ZM175 7H176V6H175ZM183 7H184V5H183ZM189 7H190V6H189ZM20 8H21V7H19V9H20ZM23 8H24V6H23ZM60 8H61V7H60ZM125 8H126V7H125ZM167 8H166V9H167ZM172 8H173V7H172ZM184 8H185V7H184ZM187 8H188V7H187ZM193 8L196 9V15L198 16L197 9H198L199 7H198V8H195V7L193 6ZM193 8H192V10H193ZM6 9H7V8H6ZM84 9H85V8H84ZM109 9H110V8H109ZM130 9H131V8H130ZM169 9L171 10V7H170ZM173 9H174V8H173ZM173 9H172V10H173ZM179 9H180V8H179ZM181 9H182V7H181ZM185 9H186V8H185ZM202 9H201V7H200V10L198 9V11L201 12ZM259 9H260V8H259ZM259 9H258V10H259ZM263 9H264V8H263ZM22 10H23V9H20L19 12H22ZM42 10H43V9H42ZM46 10H47V8H46ZM48 10H49V9H48ZM75 10H76V9H75ZM111 10H112V9H111ZM174 10H175V9H174ZM174 10H173V11H174ZM177 10H178V9H177V7H176V11H177ZM188 10H190V9H188ZM203 10H202V11H203ZM220 10H221V14H222L223 16L220 14ZM256 10H257V9H256ZM261 10H262V9H261ZM23 11H24V10H23ZM117 11H118V10H117ZM131 11H132V10H131ZM137 11H138V10H137ZM140 11H141V10H140ZM167 11H168V12H171V11H169V10H167ZM176 11H174V12H176ZM184 11H185V10H184ZM184 11H183V12H184ZM193 11H194V10H193ZM259 11H260V10H259ZM7 12H8V14H9V16L12 15V13H11L10 11H7ZM118 12H119V11H118ZM174 12H172V13L175 14ZM178 12L181 13V14L183 15V12H181L180 10H178ZM185 12H186V11H185ZM185 12H184V13H185ZM222 12H224V14H223ZM256 12H258V11H256ZM260 12L262 13L263 10L260 11ZM260 12H258V13H260ZM3 13H4V19H5V17H6V22H7V17H8V15L6 14V10H5ZM110 13H111V12H110ZM131 13H132V12H131ZM140 13H141V12H140ZM140 13H139V15H140ZM151 13H153V12H151ZM151 13L149 14V16H151ZM161 13H162V12H161ZM176 13H177V12H176ZM211 13H210V14H211ZM258 13H257V14H258ZM5 14H6V15H5ZM23 14H24V12H23L21 15H23ZM58 14H59V12H58ZM133 14H134V13H133ZM137 14H138V12H137ZM153 14H154V13H153ZM167 14H168V13H167ZM201 14H202V12H201ZM218 14H219V15H218ZM263 14H264V12H263L261 15H263ZM41 15H42V14H41ZM47 15H48V14H47ZM51 15H52V14H51ZM51 15H50V17H51ZM60 15H62V14H60ZM67 15H68V14H67ZM104 15H105V14H104ZM145 15H146V14H145ZM158 15H160V14H158ZM194 15H195V13H194ZM217 15H218V16L221 15L220 18L223 19V20H221V19H217V17H218ZM13 16H14V15H12V17H9V18H11V19L8 18L9 20H8L7 23H9V24H6V22H5V25H7V28H10V30H8V34H4L5 36L7 35V38L5 39V38H4L5 36L3 37V34H2V33H5V32H3V30H2V33L0 32V33H1L0 36L2 35V37H0V38H2V39L4 38L3 41H5L4 44H3V51H4V52L7 51L6 54L8 55V56L5 55V54L2 53V51L0 50V53H1L0 55H1L2 57H3V55H4V57H3L4 59H5L6 56H7V58L5 59V61H7V63L4 61V62H5V67H4L3 62H1V59H3V58L0 57V65H1V68H2V66L4 67V68L1 69L2 72H5L6 70L8 71L7 68H9V66H11L12 63L14 62V59H12V58H14V56L16 55V52H19V51H17V50L20 49V48H18L17 44H19V46L22 44V42H19V41L23 40V35L25 34V32L23 31L24 28H25L24 26H22V27L20 26L19 28L16 27V24H17V23H18L17 26H19V25L21 24V23H20V18H21V17H19V18L16 20V19L14 18L15 16H14V17H13ZM25 16H26V14H25ZM75 16H76V15H75ZM86 16H87V15H86ZM154 16H155V15H154ZM173 16H174V15H173ZM175 16H176V14H175ZM179 16H181V15H179ZM191 16H192V15H191ZM197 16H196V17H197ZM58 17H59V16H58ZM128 17H129V16H128ZM143 17H144V16H143ZM152 17H153V15L151 16V18H152ZM164 17H165V16H164ZM194 17H195V16H194ZM196 17H195V18H196ZM209 17L211 18L212 15H209ZM209 17H204V18H209ZM12 18H14V19L16 20V21H15L16 24H14L15 22H14V20H13ZM23 18H27V17H22V19H23ZM115 18H116V17H115ZM115 18H114V19H115ZM126 18H127V17H126ZM158 18H159V17H158ZM173 18H174V17H173ZM176 18H177V17H176ZM176 18H175V19H176ZM195 18H193V19H195ZM218 18H219V17H218ZM22 19H21V20H22ZM41 19H42V18H41ZM46 19L49 20V18H46ZM68 19H69V18H68ZM133 19H134V18H133ZM133 19H132V20H133ZM138 19H139V18H138ZM156 19H157V18H156ZM156 19L154 18V21H155ZM185 19H186V18L184 17V20H185ZM211 19H213V18H211ZM211 19H210V20H211ZM11 20H12V23H13V24H12L13 27L10 25ZM18 20H19V21H18ZM130 20H131V19H130ZM142 20H143V19H142ZM146 20H149V19L147 18ZM169 20H170V19H169ZM169 20H168V21H169ZM186 20H187V19H186ZM198 20H199L200 22H201V21H203V22L206 21L205 19L202 20V15H201V17L198 18ZM219 20H220V21H219ZM2 21H3V20H1V22H2ZM4 21H5V20H4ZM9 21H10V22H9ZM17 21H18V22H17ZM24 21H25V20H24ZM24 21H23V22H24ZM58 21H59V20H58ZM112 21H113V20H112ZM120 21H121V20H120ZM136 21H137V20H136ZM138 21H139V20H138ZM156 21H157V20H156ZM156 21H155V22H156ZM173 21H174V20H173ZM199 21H198V24L194 25V28H196V26H198V25H199L198 27H200L201 24L199 23ZM214 21H215V22H214ZM217 21H218V22H217ZM23 22H22V24H23ZM51 22H52V21H51ZM165 22L168 23L167 21H165ZM182 22H183V21H182ZM185 22H187V21H185ZM203 22H201V23H203ZM143 23H144V21H143ZM172 23H173V22H172ZM206 23H209V21H208V22L206 21L204 24H206ZM0 24H2V23H0ZM24 24H25V23H24ZM24 24H23V25H24ZM107 24H108V23H107ZM135 24H136V23H135ZM135 24H134V25H135ZM170 24H171V23H170ZM185 24H186V23H185ZM188 24H189V26L187 25L188 27L185 26L184 24H183V25H184L185 27H187L188 29H189V28L191 29L192 26H190V22H189ZM191 24L193 25V23H191ZM213 24H214V25L216 24V25L213 27ZM218 24H219V25H218ZM220 24H221V25H220ZM8 25H9V26H8ZM61 25H62V24H61ZM74 25H75V24H74ZM117 25H118V23H117ZM136 25H137V24H136ZM146 25H147V24H144V26H146ZM158 25H159V24H158ZM162 25H163V24H162ZM175 25H176V24H175ZM177 25H178V24H177ZM177 25H176V26H177ZM183 25H181V28H183V30H184L182 33H183V36L186 37V36L184 35V34H185L184 32L186 31V33L189 34V32H191V31H190V29L188 30V29H186L185 27H183ZM207 25L210 26L209 24H207ZM125 26H126V25H125ZM144 26H143V27H144ZM165 26H166V25H164V27H165ZM179 26H180V24L178 25V28H180ZM5 27H6V26H5ZM5 27H4V29H5ZM68 27H69V26H68ZM70 27H72V26H70ZM94 27H95V26H94ZM99 27H100V26H99ZM149 27H151V26H149ZM153 27H154V26H153ZM153 27H152V28H153ZM201 27H202V26H201ZM201 27H200L199 29H202ZM216 27H217V28H216ZM219 27H220V28H219ZM221 27H222V28H221ZM223 27H224V28H223ZM225 27H226V28H225ZM13 28H14V29H13ZM15 28H16V30H17V29L19 30V29L21 28V29L19 30L20 32H18V30H17V32H16V31H15ZM22 28H23V29H22ZM152 28H151V29H152ZM156 28H158V26H157ZM156 28H155V31H157ZM184 28H185V29H184ZM208 28H209V27H208ZM0 29H1V28H0ZM11 29H12V30H11ZM124 29H125V27H124ZM126 29H127V28H126ZM149 29H150V28H149ZM209 29H210V28H209ZM211 29H210V30H211ZM255 29H258V31L255 30ZM5 30H6V29H5ZM21 30L23 31L24 34H22V31H21ZM115 30H116V29H115ZM118 30H120V29H118ZM153 30H154V29H153ZM172 30H173V26H172ZM181 30H182V29H181ZM181 30L179 29L178 31H181ZM191 30H193V32H198V28H197L196 30H195V29H191ZM194 30H195V31H194ZM206 30H207V29H206ZM216 30L214 31L215 34H216V32L218 31V30H217V31H216ZM221 30H222V32H221ZM224 30H225V31L227 30V31L225 32ZM230 30L232 31V34H228V32H229ZM0 31H1V30H0ZM13 31H15V32H13ZM155 31H154V32H155ZM175 31H177V27L174 28V32H175ZM188 31H189V32H188ZM200 31H201V30H200ZM200 31H199V32H200ZM211 31H212V30H211ZM211 31H210V32H211ZM231 31H230L229 33H231ZM254 31H255V32H254ZM12 32H13V33H12ZM32 32H33V28H32ZM99 32H101V31H99ZM113 32H114V31H113ZM121 32H122V30H121ZM121 32H118V33H121ZM160 32H162V31H160ZM165 32H166V31H165ZM193 32H192V33H193ZM210 32H208V33H210ZM233 32H234L235 34H234ZM253 32H254V33H253ZM9 33H11L12 35L9 34ZM16 33H18V34L16 35ZM40 33H41V32H40ZM178 33H179V32H178ZM180 33H181V32H180ZM192 33H191V34H192ZM208 33H206V34H208ZM211 33H213V32H211ZM255 33H256V34L258 33L259 35H258V34L256 35ZM13 34H14V35H13ZM21 34H22V36H21ZM134 34H135V33H134ZM149 34H150V33H149ZM160 34H161V33H160ZM165 34H167V36L165 35L166 38H167V37L169 38L168 34H172V35H174V33H169V32H166ZM187 34H186V35H187ZM196 34H197V33H196ZM213 34H214V33H213ZM217 34H218V33H217ZM227 34H228V36H227ZM15 35H16V38L13 37V36H15ZM18 35H19V38L21 37L20 40L18 39ZM32 35H33V34H32ZM45 35H46V34H45ZM53 35H54V34H53ZM109 35H110V34H109ZM112 35H113V34H112ZM130 35H131V34H130ZM152 35H154V34H152ZM158 35H159V33H158ZM172 35H171V36H172ZM180 35H181L180 38L183 40L182 34H179V36H180ZM189 35H190V34H189ZM175 36H176V35H175ZM187 36H188V35H187ZM191 36H193L194 41H195V36H197V35H191ZM207 36H208V35H207ZM215 36H217V35H215ZM254 36H255V37H254ZM9 37H10V38H9ZM11 37H12V40H13V41H11ZM33 37H34V36H33ZM35 37H36V36H35ZM55 37H56V36H55ZM102 37H103V36H102ZM112 37H113V36H112ZM118 37H119V34H118ZM122 37H123V36H122ZM127 37H129V36H126V38H127ZM188 37H189V36H188ZM259 37H260V39H259ZM57 38H58V37H57ZM60 38H61V37H60ZM62 38H63V37H62ZM110 38H111V37H110ZM113 38H117V36H116V37L114 36ZM120 38H121V37H120ZM129 38H131V37H129ZM173 38H174L173 40H175V39H177L178 37L176 36V38H175V37H173ZM180 38H178V39H179V42H181V39H180ZM186 38H187V37H186ZM189 38H190V37H189ZM193 38H192V39H193ZM218 38H219V37H218ZM9 39H10V40H9ZM14 39H15V40H18V43L15 45V47H14V45H13V44L16 42ZM54 39H55V38H54ZM96 39H97V38H96ZM106 39H107V38H106ZM106 39L101 40V42H102V41H105V42H106ZM142 39H143V38H142ZM142 39H141V40H142ZM153 39H154V38H153ZM184 39H185V38H184ZM196 39H198V38H196ZM211 39H212V36H211ZM211 39H210V40H211ZM219 39L226 40L224 37H223V38L220 37ZM229 39H230V38H229ZM6 40H7V41H6ZM63 40H64V39H63ZM65 40H66V39H65ZM99 40H100V37H99ZM107 40H108V39H107ZM109 40H110V39H109ZM109 40H108V41H109ZM115 40H116V39L113 40L114 43H115ZM122 40H123L124 42L126 41L124 38H123V39H120V41H122ZM185 40H186V39H185ZM205 40H207V39H205ZM205 40H204V42H205V44H206L207 42H206ZM208 40H209V39H208ZM3 41L1 40L0 42H3ZM83 41H84V40H83ZM94 41H98V40H93V42H94ZM108 41H107V43H108ZM117 41H118V39H117ZM117 41H116V42H117ZM120 41H119V43L121 44L123 41H122V42H120ZM128 41H129V40H128ZM135 41H136V40H135ZM171 41H172V39H171ZM171 41H170V42H171ZM176 41H177V40H176ZM176 41H173V42H174V43H177V45H178L179 42H176ZM183 41H184V40H183ZM188 41H190V40H188ZM7 42H8V43H7ZM93 42H92V43H93ZM99 42H100V41H99ZM99 42H98V45L101 43V42H100V43H99ZM168 42H169V41H168ZM190 42H191V41H190ZM190 42H189V44H190ZM192 42H193V41H192ZM199 42H200V41H199ZM211 42H212V41H211ZM216 42H218V44L220 43V41H216ZM221 42H222V41H221ZM10 43H12V44H10ZM77 43H78V42H77ZM82 43H84V42H82ZM88 43H89V42H88ZM111 43H112L111 46H113L114 43L110 41V44H111ZM119 43H118V44H119ZM174 43H173L172 45H176V44H174ZM187 43H188V42H187ZM214 43H215V41H214ZM263 43H264V42H263ZM61 44H62V43H61ZM73 44H75V46H76V43H74V41H73ZM79 44H80V42L78 43V45H79ZM84 44H85V43H84ZM90 44H91V43H90ZM101 44H102V43H101ZM101 44H100V45H101ZM110 44H109V45H110ZM116 44H117V43H116ZM136 44H137V43H136ZM180 44H181V43H180ZM191 44H190V45H191ZM0 45H1V44H0ZM5 45H6V46H5ZM7 45H8V47H7ZM9 45H10V46H9ZM12 45H13V48H12ZM65 45H66V44H65ZM69 45H70V44H69ZM92 45H93V44H92ZM94 45H95V44H94ZM102 45H103V44H102ZM109 45H108V46H109ZM123 45H124V43H123ZM123 45H122V48H124ZM177 45H176V46H177ZM190 45H189V46L187 45V46L190 47ZM209 45H210V44H209ZM261 45H262V46H261ZM4 46H5V48L7 47V48L5 49L6 51L4 50ZM86 46H88V45H86ZM86 46H85V47H86ZM96 46H97V42H96ZM96 46H95V47H96ZM111 46H109V47H111ZM154 46H156V45H154ZM154 46H153V48H154ZM73 47H74V46H73ZM82 47H84L83 44H82ZM90 47H91V46H90ZM99 47H100V46H99ZM103 47H107V46H103ZM120 47H121V45H120ZM125 47H126V46H125ZM173 47H174V46H173ZM262 47H263V50L261 49ZM10 48H11V49H10ZM54 48H55V47H54ZM69 48H70V47H69ZM71 48H72V47H71ZM77 48H78V47H77ZM111 48H113V47H111ZM116 48H117V47H116ZM153 48H152V49H153ZM181 48H184V47H181ZM186 48H187V47H186ZM7 49H8V50H7ZM28 49H29V46H28ZM48 49H49V48H48ZM52 49H53V48H52ZM61 49H62V48H61ZM61 49H60V50H61ZM64 49H65V47H64ZM64 49H63V50H64ZM74 49H75V48H74ZM78 49H79V48H78ZM78 49H77V50H78ZM80 49H81V48H80ZM83 49H84V48H82V50H83ZM89 49H90V48H89ZM96 49H97V48H96ZM120 49H121V48H120ZM120 49H119V51H120ZM133 49H135V48H133ZM144 49H145V48H144ZM172 49H174V48H172ZM172 49H171V51H172ZM184 49H185V48H184ZM12 50H13V51H12ZM14 50H15V51H14ZM66 50H67V49H66ZM82 50H80V51H82ZM97 50H99V49H97ZM108 50H110V49H108ZM111 50H112V49H111ZM153 50H154V49H153ZM157 50H158V49H157ZM167 50H168V49H167ZM179 50H181V49H179ZM179 50H178V51H179ZM210 50L212 51V53H210ZM213 50H214V51H213ZM8 51H9V52H12L11 54H12L13 56H12L10 53H8ZM40 51H41V50H40ZM69 51H70V50H68V53H69ZM74 51H75V50H74ZM74 51H73V53H74ZM78 51H79V50H78ZM90 51H91V50H89L88 52H90ZM113 51H114V49H113ZM121 51H122V50H121ZM149 51H150V50H149ZM178 51H177V52H178ZM25 52H26V51H25ZM25 52H24V53H25ZM47 52H48V51H47ZM57 52H58V51H57ZM66 52H67V51H66ZM66 52H65V53H66ZM100 52H101V51H100ZM110 52H111V51H110ZM110 52H109V53H110ZM133 52H134V51H133ZM139 52H141V51H139ZM151 52H153V51L151 50ZM167 52H169V51H167ZM14 53H15V54H14ZM53 53H54V52H53ZM76 53H77V52H76ZM97 53H98V52H97ZM136 53H138V52H136ZM9 54H10V55H9ZM17 54H18V53H17ZM30 54H31V51H30ZM58 54H59V53H58ZM58 54H57V56H58ZM62 54H63V53H61V55H62ZM80 54H81V53H80ZM89 54H90V53H89ZM113 54H114V52H113ZM116 54H117V53H116ZM116 54H115V55H116ZM162 54H164V53H162ZM174 54H175V53H174ZM178 54H179V53H178ZM180 54H181V52H180ZM39 55H40V54H39ZM96 55H97V54L95 53V55H93V56L96 57ZM104 55H105V54H104ZM106 55H107L108 58H106V56H104V57H105V58H104V64H102V63H103V59L99 56L100 59H101V61H102V63L100 62V59H99L98 62L100 63V66H101V67H99V71H98V69H97L98 72L96 71V72H97V73H96V76H97V75H100V74H103V75H104V73H103V71H104L103 69H104V68H103V69H101V68H102L105 64H107L106 62L109 61L108 59H110V57L112 56L111 54H110V56H109V54H107V53H106ZM121 55H122V54H121ZM137 55H138V54H137ZM27 56H28V55H27ZM30 56H31V55H30ZM41 56H42V55H41ZM43 56H44V55H43ZM123 56L125 57V55H123ZM159 56H160V55H159ZM166 56H167V55H166ZM16 57H17V56H16ZM35 57H36V56H35ZM47 57L50 58V56H48V55H47ZM55 57H56V55H55ZM59 57H60V56H59ZM62 57H63V56H62ZM65 57H66V56H65ZM65 57L62 58V59H65ZM72 57H75V56H72ZM72 57H71V60H72V61L70 62L71 64L76 60L75 58H73V59H75V60H73ZM77 57H78V56H77ZM95 57H92V58H95ZM97 57H98V56H97ZM119 57H120L119 59H121L122 56H119ZM135 57H136V56H135ZM139 57H140V56H139ZM167 57H168V56H167ZM8 58H9V59H8ZM23 58H24V56H23ZM85 58H86V57H85ZM90 58H91V57H90ZM90 58H89V59H90ZM11 59H12V60H11ZM31 59H32V58H31ZM83 59H84V58H83ZM83 59H82V60H83ZM89 59H88V60H89ZM119 59H118V61H119ZM155 59H156V58H155ZM159 59H160V57H159ZM165 59H166V58H165ZM167 59H170V57H168ZM182 59H184V58L182 57ZM182 59H180V60L182 61ZM10 60H11V61H10ZM56 60H57V59H56ZM88 60H87V62H88ZM105 60H106V62H105ZM114 60H115V59H114ZM116 60H117V59H116ZM116 60H115V61H116ZM144 60H145V59H144ZM152 60H153V59H152ZM175 60H176V59H175ZM22 61H23V60H22ZM89 61H90V60H89ZM110 61H112V60L110 59ZM120 61H121V60H120ZM136 61H137V60H136ZM56 62H58V60H57ZM83 62H84V61H83ZM90 62H91V61H90ZM161 62H162V60H161ZM172 62L174 63V65L176 64V63L174 62V60H172ZM176 62H178V60H177ZM30 63H31V62H30ZM35 63H36V62H35ZM35 63H34V64H35ZM77 63H78V62H77ZM77 63H76V64H77ZM92 63H93V62H91V64H92ZM99 63H97L98 66H99ZM109 63H110V62H109ZM109 63H108V64H109ZM111 63H112V62H111ZM119 63L121 64V62H119ZM119 63H118V64H119ZM139 63L141 64V62H139ZM155 63H156V62H155ZM20 64H21V63H20ZM58 64H59V63H58ZM62 64H63V61H62ZM71 64L68 63V64H67V67H68V65H69V68H71L72 70H74V69L71 67ZM88 64H89V63H88ZM120 64H119V65H120ZM147 64H148V63H147ZM179 64H181V62H180ZM197 64H196V65H197ZM6 65H7V68H6ZM24 65H25V63H24ZM26 65H27V64H26ZM29 65H30V64H29ZM93 65H94V64H93ZM93 65H92V66H93ZM112 65H113V64H112ZM112 65H111V66H112ZM160 65H161V64H160ZM184 65H185V64H184ZM184 65H183V66H184ZM262 65H263V64H262ZM42 66H43V65H42ZM89 66H90V65H89ZM111 66H110V67H111ZM113 66H114V65H113ZM115 66H116V63H115ZM129 66H130V65H129ZM176 66H177V65H176ZM263 66H264V65H263ZM84 67H85V64H84ZM90 67H91V66H90ZM104 67H105L106 70H110L109 66H108V68H106V65H105ZM143 67H144V66H143ZM158 67H159V66H158ZM171 67H172V66H171ZM177 67H178V66H177ZM258 67H259V66H258ZM19 68H20V66H19ZM19 68H18V71H19ZM39 68H41V67H39ZM111 68H112V67H111ZM114 68H115V67H114ZM114 68H113V72H114V70H115ZM118 68H119V66H118ZM130 68H131V67H130ZM130 68H129V70H130ZM164 68H166L165 71H167L168 69H170L169 63L166 62V63L164 64ZM196 68H197V67H196ZM212 68H213V67H212ZM3 69H4V71H3ZM22 69H23V68H22ZM31 69H32V68H31ZM75 69H76V68H75ZM77 69H78V68H77ZM85 69H86V68H85ZM94 69L96 70V67L93 68V70H94ZM148 69H149V68H148ZM151 69H152V68H151ZM178 69H179V68H178ZM203 69H204V68H203ZM203 69H202V71H203ZM205 69H206V67H205ZM248 69H249V71L246 73V71H247ZM9 70H10V69H9ZM72 70H71V71H72ZM101 70H102V71H101ZM106 70H105V71H106ZM211 70H212V69H210L209 71L211 72ZM251 70H252V69H251ZM254 70H255V69H254ZM71 71H70V72H71ZM76 71H77V70H76ZM81 71H83V70L81 69ZM91 71H92V70H91ZM170 71H172V70L170 69ZM170 71H168V73H171ZM200 71H201V70H200ZM209 71H208V72H209ZM259 71H260V70H259ZM31 72H33V70H32ZM51 72H52V71H51ZM70 72H69V73H70ZM74 72H75V70H74ZM79 72H80V71H79ZM79 72H78V73H79ZM99 72H100V74H99ZM108 72H109V71H106V74H107V75H104V76L102 75L103 78H101L102 76L100 75V76H101V77H100L101 79L98 77L99 80L97 79V77L94 78V77H95V75H94L93 78L96 79V80L92 79V77H91V79L86 78L85 81H88V80L91 81V80H92V83H93L92 86H94V85H95V82L98 80L97 83H96V85H95V86L97 87L98 84L101 83V84H99V86L97 87L98 89H99L100 85H102V84H103V85H102L103 88L105 87V84L108 85V83H110L109 85L113 86V88H112L111 86L108 87V86L106 85L107 87H105L104 93L107 92L108 90L111 92V89H109V88L111 87L114 93L111 94V93L108 91L109 93H108V92H107V93H108L110 96L112 95V97H110L109 95H108V96H109L111 99H112L113 97L118 98L117 101L119 102V100H121V102L123 103V104H122V103L120 102L122 105H121L120 103H116V108H115V109H114L115 106H113L114 111H116L115 114H117V112L121 113L122 111H123V112H122V114H123V113H125V110H130V111H131V107H132V106H135L134 109H136V110L138 111V107H140V106H138V103H137V104H133L132 106L130 105V103H128L129 105L127 104V106H126L125 102H123V101H126V103H127V102H129L127 99H130V101H133V100H134V101H136V102H137V100H136V99H133V95H132V94H131V95H132V99H133V100L131 99V96H130L129 98H127V97L125 96V95L127 94V92L129 93V90L125 92V95H123L124 93H120L121 95H123V98H124V100H123V99L121 98V95H120V94H117V91H116V90H117V87H115V86H117V85H113V80H112V84H111L110 76L112 77V79H114L113 76H112L113 72H111V74L109 73L110 76H108ZM129 72H131V71H129ZM148 72H149V70H148V71L146 70V73H148ZM203 72H204V71H203ZM208 72H207V73H208ZM213 72H214V71H213ZM251 72H252V71H251ZM7 73H9V71H8ZM7 73L5 72V74H7ZM61 73H62V72H61ZM71 73H72V72H71ZM86 73H87V72H86ZM90 73H92V72H90ZM114 73H115V72H114ZM117 73H118V71H117ZM117 73H116V74H117ZM179 73H180V72H179ZM196 73H197V72H196ZM44 74H45V73H44ZM55 74H56V73H55ZM80 74H81V73H80ZM88 74H89V72H88ZM135 74H137V73L135 72ZM143 74H144V73H143ZM190 74H191V73H190ZM200 74H201V73H200ZM209 74H210V73H209ZM213 74H215V72H214ZM213 74H212V75H213ZM52 75H53V74H52ZM59 75L61 76V74H59ZM71 75H72V74H71ZM74 75H75V74H74ZM74 75H73V77H74ZM76 75L78 76L79 74H76ZM82 75H83V73H82ZM82 75H79V76H82ZM84 75H85V73H84ZM84 75H83V76H84ZM113 75H114V74H113ZM144 75H145V74H144ZM144 75H143V76H144ZM154 75H155V74H154ZM166 75H167V74H166ZM173 75H174V74H173ZM177 75H178V74H177ZM180 75H181V74H180ZM191 75H192V74H191ZM191 75H190V76H191ZM195 75H196V74H195ZM210 75H211V74H210ZM31 76H32V75H31ZM33 76H34V75H33ZM43 76H44V75H43ZM79 76H78V77H79ZM85 76L88 77L89 75L86 74ZM106 76H107V78H106ZM114 76H115V75H114ZM134 76H135V75H134ZM206 76H207V74L205 75V77H206ZM216 76H217V77L219 76V77L216 78ZM34 77H35V76H34ZM50 77H52V76H50ZM58 77H59V76H58ZM58 77H57V78H58ZM108 77H109V78H108ZM118 77H119V76H118ZM180 77H181V76H180ZM191 77H192V76H191ZM196 77H197V76H196ZM208 77H209V75L207 76V78H208ZM256 77H258V78H256ZM259 77H261V78L259 79ZM0 78H1V79L3 78L2 80L0 79V80L2 81V82L0 83V85L2 84V86H3L4 80L6 79V77H5V76H3V77L1 76ZM4 78H5V79H4ZM45 78H46V76H45ZM60 78H61V77H60ZM60 78H59V79H60ZM84 78H85V77H84ZM115 78H116V77H115ZM139 78H140V77H139ZM202 78H203V77H202ZM202 78H201V79H202ZM34 79H35V78H34ZM36 79H37V78H36ZM41 79H42V78H41ZM41 79H40V81H41ZM73 79H74V78H73ZM103 79H104V80H103ZM105 79H106V81H105ZM107 79H108V80H107ZM149 79H150V78H149ZM192 79H194V78H192ZM46 80H47V79H46ZM51 80H52V79H51ZM67 80H68V79H67ZM93 80H94V82H93ZM152 80H153V79H152ZM174 80H175V79H174ZM179 80H180V79H179ZM184 80H185V79H184ZM196 80H197V79H196ZM203 80H205V79H203ZM27 81H28V80H27ZM48 81H49V80H48ZM101 81H103V82H101ZM176 81L178 82V80H176ZM180 81H181V80H180ZM200 81H202V80H200ZM213 81H215V80H213ZM29 82H30V81H29ZM53 82H54V81H53ZM66 82H67V81H66ZM74 82L76 83V81H74ZM82 82H84V81H82ZM82 82H80V85H81ZM105 82H106V83H105ZM131 82H132V81H131ZM165 82H166V81H165ZM174 82H175V81H174ZM177 82H176V83H177ZM205 82H206V80H205ZM16 83H17V82H16ZM32 83H33V82H32ZM62 83H63V80H62ZM87 83H88V84H87V86H88V85H89V82H87ZM167 83H168V82H167ZM180 83H181V82H180ZM224 83L222 84V82H221V85H224V86H225ZM14 84H15V83H14ZM42 84H43V83H42ZM115 84H117V83H115ZM168 84H170V83H168ZM204 84H206V83H204ZM204 84H203V86H204ZM217 84H218V83H217ZM8 85H9V84H8ZM74 85H75V84H74ZM82 85H83V84H82ZM82 85H81V86H82ZM84 85H85V84H84ZM118 85H119V84H118ZM189 85H190V84H189ZM197 85H198V84H197ZM206 85H208V84H206ZM212 85H213V87H214V83H212L211 86H212ZM218 85H219V84H218ZM218 85H217V86H218ZM235 85H236V83H235ZM235 85H234V86H235ZM9 86H10V85H9ZM62 86H63V84H62ZM69 86H70V85H69ZM78 86H79V85H78ZM87 86H86V87L83 86V88L85 87V89H84L85 91H83V92H84L83 94L86 93L85 95H87V93L90 92V90H88L89 92H86V90H87ZM102 86H101V87H102ZM135 86H137V85H135ZM138 86H140V85H138ZM157 86H158V85H157ZM179 86H180V85H179ZM199 86H200V85H199ZM211 86H210V87H211ZM230 86H231V83L229 84V92H230V89L232 90V88H230ZM244 86H245V85H243V88H244ZM0 87H1V86H0ZM16 87H17V86H16ZM48 87H49V86H48ZM71 87H72V86H71ZM71 87L68 88V89H71ZM74 87H76V86H74ZM88 87H89V89L92 88L91 91L93 90V87H91V86H88ZM90 87H91V88H90ZM96 87H95V90H96ZM114 87H115L116 89H114ZM141 87H142V86H141ZM174 87H175V86H174ZM195 87H196V85H195ZM195 87H194V88H195ZM197 87H198V86H197ZM215 87H216V86H215ZM227 87H228V86H227ZM231 87H232V86H231ZM247 87H248V86H247ZM17 88H18V87H17ZM64 88H65V87H64ZM199 88H200V87H199ZM202 88H203V87H202ZM220 88H221V86H220ZM222 88H223V87H222ZM234 88H235V87H234ZM237 88H238V87H237ZM237 88H236V89H237ZM243 88H242V89H243ZM1 89H2V87L0 88V91H1ZM56 89H57V88H56ZM58 89H59V87H58ZM74 89H75V88H74ZM77 89H78V88H77ZM81 89H82V88H81ZM81 89H80V90H81ZM98 89H97V90H98ZM107 89H108V90H107ZM121 89H122V88H121ZM180 89H181V88H180ZM192 89H193V88H192ZM196 89H197V88H196ZM196 89H195V91H196ZM208 89H212V88H208ZM214 89H215V88H214ZM218 89H219V88H218ZM218 89H217L216 91H215V90H212V91L217 92ZM236 89H233V92H234V90H236ZM255 89H256V90H255ZM26 90H27V89H26ZM80 90H79V91H80ZM82 90H83V89H82ZM97 90H96V91H97ZM114 90H115V91H114ZM124 90H125V89H124ZM124 90H122V91H119V90H118V93H119V92H124ZM193 90H194V89H193ZM193 90H192V91H193ZM199 90H200V89H198V91H199ZM227 90H228V89H227ZM251 90H252L253 92L255 91L254 93L256 94V96H254V93H253ZM258 90H259V91L261 90V91H260L261 93H260ZM27 91H28V90H27ZM39 91H40V90H39ZM41 91H42V90H41ZM51 91H53V89H52ZM63 91H64V90H63ZM63 91H62V92H63ZM66 91H67V90H66ZM70 91H71V90H70ZM73 91H74V90H73ZM96 91H95V92H96ZM192 91H191V92H192ZM201 91H202V90H201ZM201 91H200V92H201ZM207 91H208V90H207ZM210 91H211V90H210ZM219 91H220V90H219ZM33 92H34V91H33ZM77 92H78V91H77ZM77 92L75 93V95L77 94ZM95 92H93V93H95ZM193 92H194V91H193ZM202 92H204V91H202ZM238 92H239V91H238ZM13 93L15 94V96L13 97V99H15V97L18 96V94L16 93V89H15V91H14ZM39 93H40V92H39ZM70 93H71V92H70ZM181 93H182V92H181ZM218 93H219V92H218ZM230 93H231V92H230ZM230 93H229V94H230ZM240 93H241V92H239V94H240ZM246 93H245V94H246ZM251 93H252V94H251ZM258 93H259V94H258ZM16 94H17V96H16ZM33 94H34V93H33ZM68 94H69V93H67V95H68ZM79 94H80V93H79ZM79 94H78V95H79ZM81 94H82V92H81ZM81 94H80L79 96H81ZM97 94H99V93H97ZM97 94H96V95H97ZM203 94H204V93H203ZM229 94H227L226 97H228ZM236 94H237V93H236ZM243 94H244V93H243ZM250 94H251L252 96H254L255 98L252 97V96H250ZM257 94L260 95V97H258ZM34 95H35V94H34ZM38 95H39V94H38ZM40 95H41V94H40ZM51 95H52V94H51ZM53 95H54V94H53ZM60 95H61V92H60ZM62 95H65V94L62 93ZM71 95H73V94H71ZM85 95H84V96H85ZM106 95H107V94H106ZM196 95H197V94H196ZM209 95H210V94H208V96H209ZM214 95H215V94H214ZM19 96H20V95H19ZM41 96H42V95H41ZM46 96H47V95H46ZM76 96H77V95H76ZM79 96H78V97H79ZM84 96H82L83 99H82L81 102L84 101V99H85ZM91 96H93V95H91ZM98 96L100 97L101 95H98ZM98 96H97V97H98ZM116 96H117V97H116ZM263 96H264V95H263ZM0 97H1V93H0ZM23 97H24V96H23ZM43 97H44V96H43ZM57 97L59 98V93H58V96H57ZM65 97H66V98L68 97V99L71 98V97H69V96H65ZM93 97H94V98H93ZM93 97H92L93 100H92L91 98H90V99L92 100V102H93L94 100H95L94 102H96V99H97V98H96L95 96H93ZM99 97H98V98H99ZM119 97H120L121 99H119ZM144 97H145V96H144ZM182 97H183V96H182ZM184 97H185V96H184ZM211 97H212V96H211ZM220 97H222V96H220ZM226 97H225V98H226ZM232 97H234V96H232ZM251 97H252V98H251ZM24 98L26 99V97H24ZM28 98H29V97H28ZM30 98H31V96H30ZM30 98H29V99H30ZM34 98H35V97H34ZM44 98H45V97H44ZM60 98H61V97H60ZM74 98H77V97L74 96ZM86 98H87V96H86ZM95 98H96V99H95ZM110 98H109L108 103H110ZM126 98H127V99H126ZM169 98H170V97H169ZM197 98H198V97H197ZM248 98H249V99H248ZM250 98H251V99H250ZM257 98H259V99H257ZM262 98H263V97H262ZM0 99H2V98H0ZM16 99H17L16 102H18L19 100H20V101H19L18 103H15V105H16V104H17V105H18V104L20 105L21 103H23V102L21 101V97H20V98L18 97V98H16ZM29 99H28V100H29ZM39 99L41 100L40 97H39ZM63 99L65 100V98H62V100H63ZM113 99H114V98H113ZM125 99H126V100H125ZM176 99H177V98H176ZM184 99H185V98H184ZM218 99H220V98H218ZM218 99H217V100H218ZM253 99H254V100H253ZM22 100H23V99H22ZM33 100H34V99H33ZM33 100H32V101H33ZM36 100H37V98H36ZM56 100H57V99H56ZM59 100H60V99H59ZM75 100H76V99H74V101H75ZM78 100H79V99H77V102H78ZM86 100H87V99H86ZM102 100H103V99H102ZM114 100H115V99H114ZM148 100H150V99L148 98ZM185 100H186V99H185ZM217 100H216V101H217ZM243 100H244L245 104H244V102L241 104V102H242ZM246 100H247V101H246ZM249 100H250V101H249ZM252 100H253V101H252ZM42 101H43V100H42ZM42 101H41V102H42ZM49 101H50V100H49ZM74 101H73V102H74ZM105 101L107 102V100H105ZM111 101H112V100H111ZM181 101H182V100H181ZM195 101H196V100H195ZM200 101H201V100H200ZM20 102H21V103H20ZM24 102H26V100H24ZM38 102H39V101H38ZM38 102H37V103H38ZM41 102H40V103H41ZM51 102H52V100H51ZM53 102H54V100H53ZM53 102H52V103H53ZM55 102H56V101H55ZM59 102H60V101H59ZM64 102H66V101H64ZM79 102H80V101H79ZM81 102H80V103H81ZM102 102H103V101H102ZM106 102H105V103H106ZM151 102H152V100H151ZM214 102H215V101H214ZM247 102H248V103H247ZM262 102L264 103V101H262ZM31 103H32V102H31ZM84 103H85V101H84ZM148 103H149V101H148ZM168 103H169V101H168ZM183 103H184V102H183ZM187 103H188V102H187ZM203 103H204V102H203ZM236 103H238V105H240V106H239L240 108L238 107V105H236ZM1 104H2V101L0 102V108H1L0 110H1V113H2V107H1ZM35 104H36V102H35ZM41 104H42V103H41ZM43 104H44V103H43ZM47 104H48V102H47ZM49 104H50V103H49ZM62 104H63V101H62ZM64 104H65V103H64ZM66 104H67V103H66ZM71 104H72V103H71ZM110 104H111V103H110ZM117 104H118V105L120 104V106H117ZM169 104H170V103H169ZM188 104H189V103H188ZM191 104H192V103H191ZM218 104H219V103H218ZM261 104H262V103H261ZM24 105H25V103H24ZM24 105L22 104V106H24ZM27 105H28V104H26L25 106H27ZM75 105H76V101H75ZM75 105H74V103H73V106H75ZM81 105H82V104H81ZM89 105H90V104H89ZM89 105H87V106H89ZM221 105H222V104H221ZM241 105H243L244 107L242 108ZM33 106H35V105H33ZM44 106H46V105L44 104ZM69 106H71V105H68L67 107H69ZM95 106H96V105H95ZM124 106H125V107H124ZM128 106H129V107H128ZM130 106H131V107H130ZM170 106H171V105H170ZM261 106H262V105H261ZM263 106H264V105H263ZM263 106H262V107H263ZM19 107H20V106H19ZM42 107H43V106H42ZM49 107H50V106H49ZM54 107H55V106H54ZM54 107H53V108H54ZM58 107H59V104H58ZM58 107H55V108H58ZM89 107H91V106H89ZM111 107H112V106H111ZM211 107H215V106L211 105ZM16 108H18V107L15 106V109H16ZM21 108H22V107H21ZM21 108L19 109V111H18V109H17V112H19V116L22 118L21 113H20V112H21L20 110H22ZM27 108H28V106H27ZM33 108H34V107H33ZM60 108H61V107H60ZM70 108H71V107H70ZM117 108H118L119 111L117 110ZM120 108H121V109H120ZM126 108H128V109H126ZM132 108H133V107H132ZM140 108H141V107H140ZM140 108H139V111L141 110ZM169 108H170V107H169ZM219 108H220V107H219ZM238 108H239V109H238ZM263 108H264V107H263ZM31 109H32V107H31ZM36 109H37V108H36ZM36 109H35V111H36ZM41 109H42V108H41ZM58 109H59V108H58ZM58 109H56V110H58ZM77 109H78V108H77ZM88 109H89V108H88ZM96 109H97V108H96ZM113 109H112V110H113ZM197 109H198V108H197ZM24 110H25V108L23 109V111H24ZM29 110H30V109H29ZM29 110H26V111H29ZM45 110H46V108H45L43 111H45ZM56 110H55V111H56ZM63 110H64V109H63ZM75 110H76V108H75ZM82 110H85V109H82ZM86 110H87V108H86ZM229 110H230L231 112H230ZM233 110H234V113H232ZM261 110H262V111H261ZM30 111L33 113L34 110H30ZM48 111H49V112H48ZM48 111H45V112H48V113H46L47 115H48L49 113H51L50 110H48ZM65 111H66V110H65ZM65 111H63V112H65ZM69 111H70V110H69ZM71 111H72V110H71ZM91 111H92V110H91ZM91 111H89V110H88V111H85V112L83 111L82 113H86V114H88L87 112H90V113H91ZM108 111H109V110H108ZM108 111H107V112H108ZM120 111H121V112H120ZM139 111H138V112H139ZM213 111H214V110H213ZM215 111H216V110H215ZM217 111H218V109H217ZM228 111H229L228 114H229V115L231 114V115H230L231 117H230L229 115L226 114V112H228ZM11 112H12V110H11ZM37 112H39V111H37ZM40 112H41V111H40ZM93 112H94V111H93ZM93 112H92V113H93ZM98 112H99V111H98ZM104 112H105V110H104ZM128 112H129V111H128ZM22 113H23V112H22ZM34 113H35V112H34ZM67 113H68V112H67ZM105 113H106V112H105ZM129 113H130V114H131V113L133 114V112H129ZM141 113H142V110H141ZM162 113H163V112H162ZM195 113H196V112H195ZM215 113H216V112H215ZM215 113H214V115H215ZM223 113H225V115H223ZM262 113H263V112H262ZM262 113H261V114H262ZM10 114H11V113H10ZM13 114H14V113H13ZM37 114H38V113H37ZM37 114H36V115H37ZM39 114H40V113H39ZM39 114H38V115H39ZM59 114H61V111H59L58 115H59ZM69 114H70V117H73V115L71 116V114H72L71 112H69ZM73 114H74V113H73ZM79 114H80V113H79ZM86 114H85V116H86ZM97 114H98V113H97ZM100 114H103V113H100ZM112 114H114L113 111H112ZM115 114H114L115 117H117L118 119L121 118V117H118L119 114H117V116H116ZM122 114H120V115L122 116ZM135 114H136V113H135ZM156 114H157V113H156ZM217 114H219V113L217 112ZM2 115H3V113H2ZM24 115H25V114H24ZM38 115H37V116H38ZM47 115H46L45 118L48 117ZM55 115H56V114H55ZM55 115H54V116H55ZM58 115H56V117H62V116H60V115L58 116ZM63 115H64V113H63ZM65 115H67V114H65ZM77 115H78V114H77ZM80 115L82 116V115H84V114H80ZM103 115H106L107 118H108V114H103ZM109 115H111V114L109 113ZM127 115H128V114H127ZM127 115H126V116H127ZM214 115H213V116H214ZM29 116H30V115H29ZM42 116H43V115H41V117H42ZM67 116H68V115H67ZM106 116H99V119H98V120H101L100 117H101V118H102V117L105 118ZM123 116H124V114H123ZM138 116H140V115H138ZM143 116H144V115H142V117H143ZM225 116H227V117H225ZM228 116H229V117H228ZM11 117H12V116H11ZM14 117H15V116H14ZM20 117H19V118H20ZM23 117H24V116H23ZM43 117H44V116H43ZM49 117H50V116H49ZM56 117H55V118H56ZM70 117H69V118H70ZM78 117H79V116H78ZM115 117H113V118L116 120L117 118H115ZM135 117H136V116H135ZM135 117L133 116V118H135ZM161 117H162V116H161ZM168 117H169V116H168ZM190 117H192V116H190ZM190 117H189V118H190ZM221 117H220V118H221ZM12 118H13V117H12ZM17 118H18V113H17ZM25 118H26V117H25ZM30 118H32V117H30ZM37 118H40V117H39V116H38V117H35V119H36L35 122L38 123V124H36V126L40 125V123H41V121L38 122L39 119L37 120ZM53 118H54V117H53ZM73 118H74V117H73ZM73 118H72V119H73ZM76 118H77V116H75L74 119H76ZM84 118H85V117H84ZM88 118H90V115L88 116ZM95 118H96V117H95ZM107 118H105V120H107ZM122 118H123V117H122ZM137 118H138V117H137ZM139 118H140V117H139ZM185 118H186V117H185ZM230 118H231V119H230ZM0 119H3V118L0 117ZM28 119H29V118H28ZM49 119H50V118H49ZM60 119H61V118H60ZM64 119H65V118H64ZM90 119H92V117H91ZM102 119H103V118H102ZM110 119H112V116L110 117ZM118 119H117V120H118ZM181 119H182V118H181ZM200 119H201V118H200ZM229 119H230V120H229ZM3 120H4V119H3ZM45 120H47V119H45ZM45 120H44V121H45ZM54 120H55V119H54ZM54 120H52L51 123H53ZM56 120H58V119H56ZM62 120H63V119H62ZM65 120H66V119H65ZM65 120H63V121H65ZM67 120H68V119H67ZM76 120H77V119H76ZM105 120L103 119V122H104ZM119 120H120V119H119ZM119 120H118V121H119ZM139 120H141L142 122H145V123H146L145 125L150 124V125L152 126V124L149 123L150 121H146V120H148V117L146 118L145 121H143L142 119H138V120H136V121H139ZM204 120H205V119H204ZM1 121H2V120H0V123H1V124H0V131H1L2 133H0V136H1L2 138H0V142H3V143H0V144H3V145H4V146L2 145V147H8V146H5V141H6L7 143H9L10 140L8 141V140H6V138H5L6 135H7V137H8V134H7V132L4 130V129H6V127H5V126H2V125H4V122H3V121L1 122ZM26 121H28V120H26ZM30 121H32V120H30ZM49 121H50V120H49ZM49 121H48V122H49ZM59 121H60V120H59ZM69 121H74V120H69ZM81 121H82V120H81ZM94 121H95V120H93V122H94ZM108 121H109V118H108ZM113 121H114V120H113ZM128 121H129V122H132V120H131V121L128 120ZM141 121H140V122H141ZM159 121H160V120H159ZM170 121H171V119H170ZM170 121H169V122H170ZM231 121H232V122H231ZM262 121H263V122H262ZM66 122H67V121H66ZM101 122H102V121H101ZM103 122H102L101 125H104V124H105V122H104V123H103ZM110 122H112V121L110 120ZM116 122H117V121H116ZM147 122H148V123H147ZM164 122H165V120H164ZM174 122H175V121H174ZM209 122H210V121H209ZM218 122H219V121H218ZM228 122H229V123H228ZM49 123H50V122H49ZM54 123H56V122H54ZM54 123H53V124H54ZM64 123H65V122H64ZM64 123H62V124H63V125H62L63 127H64ZM71 123H73V122H70V126H71ZM84 123H85V122H83V123H81V124H84ZM95 123H96V122H95ZM106 123H107V122H106ZM108 123H109V122H108ZM112 123H113V122H112ZM112 123H110V125H111ZM122 123H123V122H122ZM122 123H121V124H122ZM133 123H134V121H133ZM167 123H168V122H167ZM235 123H236V124H235ZM32 124H33V123H32ZM43 124H44V122H43ZM46 124H47V123H46ZM60 124H61V123H60ZM60 124H57V125L60 126ZM81 124H80V125H81ZM99 124H100V123H99ZM99 124H98V127H99ZM131 124H132V123H131ZM141 124H142V123H140V126H141ZM143 124H144V123H143ZM153 124H155V123L153 122ZM195 124H196V123H195ZM257 124H256V126H257ZM78 125H79V123H78ZM80 125H79V126H80ZM106 125H107V124H105V126H106ZM110 125H109V126H110ZM113 125H114V124H113ZM122 125H125V124L123 123ZM137 125L139 126L138 123H137ZM237 125H236V126H237ZM1 126H2V128H1ZM32 126H33V125H31V123L28 121L26 127H27V128L30 127V129H31V131H32V129H33V128H31ZM43 126H44V125H43ZM49 126H51V125L49 124ZM55 126H56V125H55ZM55 126H53V127H55ZM59 126H58V127H59ZM62 126H61V128H62ZM65 126H66V125H65ZM82 126H83V125H82ZM95 126H96V127H94V129L97 128V125H95ZM105 126H104V127H105ZM107 126H108V125H107ZM138 126H137V127H138ZM143 126H144V125H143ZM147 126H148V129L150 128L149 130H151V133H152V134L150 133V134H151V140H153V139H152V136L154 137L155 133L153 134V132H152L153 129H151V127H150L149 125H147ZM3 127H4V128H3ZM40 127H42V125H40V126L38 127V129H40ZM45 127H46V125H45ZM45 127H42V130H43V128H45ZM58 127H57V128H58ZM104 127H103V129H104ZM115 127H116V126H115ZM115 127H114V128H115ZM119 127H120V125H119ZM126 127H127V126L124 127L125 130H126ZM227 127H228V126H227ZM227 127H226V128H227ZM229 127H230V130H229V131H231V127H233V126H230V125H229ZM254 127H255V126H254ZM254 127H250L251 130H250V128L246 127V129L248 128L249 130H248V134H247L248 137H245V138H246L245 141H246V140H250L251 138H253V135L256 136L255 134L258 132L259 129H258L257 127H255V128H257L258 130L256 129V133L254 134V132H255V128H254ZM74 128H75V127H74ZM78 128H79V127H78ZM106 128H108V127H106ZM106 128H105V129H106ZM135 128H136V127H135ZM160 128H161V127H160ZM186 128H187V127H186ZM201 128H203V127H201ZM224 128H225V127H224ZM234 128H235V127H234ZM236 128H237V127H236ZM240 128H239V130H242V129H240ZM252 128H254V131H253ZM50 129H51V128H49V131H50ZM75 129H76V128H75ZM92 129H93V128H92ZM99 129H100V128H99ZM101 129H102V128H101ZM103 129H102V130H103ZM105 129H104V131H105ZM116 129H117V128H116ZM122 129H123V126H122ZM127 129H128V128H127ZM138 129H140V128H138ZM170 129H171V128H170ZM190 129H191V128H190ZM46 130H48V128H47ZM46 130H45V131H42V132H44L43 134H45ZM55 130H56V129H54V131H55ZM77 130H78V129H77ZM90 130H91V129H90ZM113 130H114V129H113ZM117 130H119V128H118ZM136 130H137V129H136ZM199 130H201V129H199ZM217 130H218V129H217ZM237 130H238V129H237ZM237 130H236V129H232V132L237 131ZM239 130H238V132H239ZM244 130H245V129H244ZM51 131H52L53 133L56 134V132H58L59 130L54 132L53 129H52ZM51 131H50V132H51ZM72 131H73V129H72ZM92 131H94V130H92ZM96 131H97V130H96ZM98 131H99V130H98ZM98 131H97V132H98ZM121 131H122L121 129H120V131H116V130H115V132H118V133H120ZM123 131H124V130H123ZM123 131H122V132H123ZM131 131H132V130H131ZM131 131H128V132H131ZM141 131H142V128H141ZM147 131H148V130H147ZM153 131H155V130H153ZM209 131H210V130H209ZM224 131H227V130H224ZM250 131H253V133L250 132ZM3 132H4V133L6 132V134H4ZM40 132H41V131H40ZM40 132H39V133H40ZM42 132H41V133H42ZM61 132L64 133V131H61ZM74 132H75V131H74ZM87 132H89V130L85 132L86 134H89V133H87ZM97 132H94V134H95V133L97 134ZM102 132H103V131H102ZM115 132H113V133H115ZM122 132H121V134H122ZM128 132H127V133H128ZM143 132H144V129H143ZM148 132H149V131H148ZM203 132H204V131H203ZM213 132H214V131H213ZM241 132H243V131H241ZM34 133H35V132H34ZM34 133H33V134H34ZM46 133H47V132H46ZM48 133H49V132H48ZM48 133H47V134H48ZM53 133H50V135L53 134ZM63 133H60V135L58 134L59 136H58V135H55V136L53 135V136H54V137H57V136H58L57 138H60V136H61ZM71 133H72V132L70 131V134H71ZM83 133H84V132H83ZM85 133H84V134H85ZM92 133H93V132H92ZM98 133H99V132H98ZM100 133H101V132H100ZM144 133H145V132H144ZM222 133H223V132H222ZM225 133L230 134L231 132H225ZM236 133H237V132H236ZM251 133H252V134H251ZM2 134L5 135L4 138H3V135H2ZM33 134H32V135H33ZM43 134H42V135H43ZM66 134H67V131H66ZM81 134H82V132H81ZM84 134H82V135H84ZM86 134H85V135H86ZM104 134H105V133H104ZM107 134H108V133H107ZM111 134H112V133H111ZM115 134H116V133H115ZM148 134H149V133H147V135H144V136L146 137V136H148ZM243 134H244V133H243ZM29 135H30V134H29ZM42 135H41V136H42ZM45 135H46V134H45ZM63 135H64V134H63ZM63 135H62V136H63ZM68 135H69V133H68ZM68 135H65V136H68ZM98 135H99V134H97V137H98ZM108 135H109V134H108ZM231 135H233V133H231ZM237 135H238V134H236V136H237ZM245 135H246V134H245ZM249 135H251V137H250ZM35 136H36V135H35ZM86 136H87V135H86ZM86 136H85V137H86ZM100 136H104V135L100 134ZM100 136H99V137H100ZM110 136H111V135H110ZM117 136H118V135H117ZM119 136L121 137V135H119ZM126 136H127V135H126ZM126 136H125V137H126ZM176 136H177V135H176ZM184 136H185V135H184ZM194 136H195V135H194ZM197 136H198V135H197ZM200 136H201V135H200ZM208 136H209V134H208ZM210 136H211V135H210ZM216 136H217V134H216ZM222 136H223V135H222ZM234 136H235V135H234ZM242 136H243V135H242ZM261 136H262V134H261ZM27 137H28V135H27ZM42 137H45V136H42ZM51 137H52V136H51ZM71 137H74V136H71ZM79 137H81V135H80ZM104 137H106V136H104ZM148 137H149V136H148ZM148 137H147L146 139H148ZM186 137H187V136H186ZM223 137H224V136H223ZM227 137H228V136H227ZM230 137H231V136H230ZM25 138H26V137H25ZM48 138H50L49 135H48ZM48 138L45 139V140H46V141H50ZM66 138H67V137H66ZM66 138H65V141L62 140V138H61V141L67 143V141H69V140L71 139V138L69 137L70 139L68 138L69 140H68V139L66 140ZM101 138H102V137H101ZM109 138H110V137H109ZM140 138H142V137H140ZM184 138H185V137H184ZM195 138H196V137H195ZM219 138H222V137H219ZM232 138H233V136H232ZM247 138H249V139H247ZM22 139H23V138H22ZM22 139H21V140H22ZM28 139H29V138H28ZM51 139H52V138H51ZM55 139H56V138H55ZM72 139H73V138H72ZM83 139H84V138H83ZM94 139H96V138H94ZM94 139L92 140L91 137H90V140L95 141ZM112 139H113V138H112ZM118 139H119V137H118ZM132 139H133V138H132ZM146 139H145V140H144V139H141V140H142V144H143V142L147 143V142H146ZM207 139H208V137H207ZM240 139H241V138H240ZM259 139H260V138L258 137V140H259ZM1 140H3V141H1ZM19 140H20V139H19ZM29 140H30V139H29ZM53 140H54V139H53ZM80 140H81V139H80ZM130 140H131V139H130ZM130 140H129V141H130ZM141 140H140V141H141ZM155 140H156V138H155ZM195 140H196V139H195ZM217 140H218V139H217ZM220 140H221V139H220ZM220 140H219V141H220ZM251 140H252V139H251ZM251 140H250V141H251ZM35 141H36V140H35ZM37 141H38V140H37ZM37 141H36V143H37ZM57 141H59V140H57ZM61 141H60V142H61ZM92 141H91L90 143H92ZM107 141H109L108 138H107ZM110 141H111V140H110ZM110 141H109V142H110ZM114 141H115V140H114ZM114 141H113V143H114ZM148 141H150V139H149ZM153 141H154V140H153ZM203 141H204V140H203ZM219 141H218V142H219ZM223 141H224V140H223ZM227 141H228V140H227ZM237 141H238V140H237ZM243 141H244V140H243ZM10 142H12V141H10ZM30 142H31V141H30ZM60 142H57V144L59 143L58 146L61 144ZM70 142H71V141H70ZM73 142H74V140H73ZM96 142H97V141H95V143H92V144H96ZM105 142H106V140H105ZM117 142H119V141H117ZM123 142H124V141H123ZM154 142H155V141H154ZM184 142H185V140H184ZM194 142H195V141H194ZM246 142H247V141H246ZM260 142H261V141H259V143H260ZM33 143H34V141H33ZM52 143H53V141H52ZM66 143H65V147H66ZM103 143H104V142H103ZM113 143H112V144H113ZM126 143H127V142H126ZM145 143H144V144H145ZM255 143H256V142H255ZM25 144H27V143H25ZM31 144H32V143H31ZM37 144H38V145H36V147H39L40 145H42V143L40 144L39 141H38ZM57 144H56V141L53 143L54 146H56ZM62 144H64V143H62ZM67 144H68V143H67ZM72 144H73V143H72ZM74 144H75V143H74ZM74 144H73V145H74ZM85 144H86V143H84V145H85ZM87 144H89V143L87 142ZM105 144H106V143H105ZM109 144H110V143H109ZM112 144H111V145H112ZM149 144H150V142H149ZM153 144H154V143H153ZM163 144H164V143H163ZM181 144H183V143H181ZM207 144H208V141H207ZM236 144H237V142H236ZM236 144H235V145H236ZM247 144H248V142H247ZM247 144H246V145H247ZM257 144H258V141H257ZM7 145H8V144H7ZM28 145H30V144H27V146H28ZM51 145H52V144H51ZM51 145H50V146H51ZM53 145H52V146H53ZM69 145H70V144H69ZM69 145H68V146H69ZM73 145H72V148H73ZM111 145H109V146H111ZM117 145H118V144H117ZM150 145H151V144H150ZM154 145H155V144H154ZM30 146H31V145H30ZM33 146H34V145H33ZM52 146H51V147H52ZM54 146H53V147H54ZM60 146H61V145H60ZM100 146H101V145H100ZM100 146H99V147H100ZM104 146H105V145H104ZM104 146H102V147H104ZM106 146H107V145H106ZM113 146H114V145H113ZM113 146H112V147H113ZM142 146H143V145H142ZM142 146H141V147H142ZM147 146H148V145H147ZM147 146H146V147H147ZM152 146H153V145H152ZM254 146H255V145H254ZM0 147H1V146H0ZM2 147L0 148L1 150L4 149V148H2ZM9 147H10V145H9ZM9 147H8V148H9ZM36 147H34V148L31 147V148L33 149V150H32L33 152H35V151L37 150ZM40 147H41V146H40ZM42 147H44V146H42ZM42 147H41V150H42V151H41V150H39V151L37 150V151H38V153H39L40 151L42 152V153H40V155L43 154L42 156L45 157V161H46V159H47L46 156H48V154H47V152H46V154L43 153V151L45 152L46 150H45V147H44V150L42 149ZM70 147H71V146H70ZM84 147L89 148V147H91V146L88 147V145H87V146L85 145ZM124 147H125V146H124ZM127 147H128V146H127ZM149 147H151V146H149ZM164 147H165V146H164ZM236 147H237V146H236ZM263 147H264V146H263ZM74 148H75V147H74ZM93 148H94V147H93ZM107 148L109 149V148H111V147H107ZM114 148H115V147H114ZM136 148H137V147H136ZM192 148H193V147H192ZM259 148H260V147H259ZM34 149H35V150H34ZM38 149H40V148H38ZM52 149H53V152H54L55 147L52 148ZM60 149H63V148H60ZM60 149H59L58 152H60ZM64 149L67 150V148H64ZM64 149H63V150H64ZM68 149H70V148H68ZM78 149H79V148H78ZM95 149H96V148H95ZM111 149H112V148H111ZM116 149H117V148H116ZM129 149H130V147H129ZM129 149H128V150H129ZM145 149H146V148H145ZM145 149H144V151H145ZM148 149L150 150L151 148H148V147H147V150H148ZM166 149H167V148H166ZM198 149L200 150L201 148H198ZM218 149H219V148H218ZM261 149H262V148H261ZM12 150H13V152H14V151H17L16 149L14 150L13 148H12ZM71 150H72V149H71ZM79 150H80V149H79ZM99 150H100V149H99ZM102 150H103V149H102ZM105 150H106V149H105ZM105 150H103V151H105ZM109 150H110V149H109ZM114 150H115V149H114ZM147 150H146V151H147ZM153 150H154V149H153ZM153 150H152V151H153ZM227 150H228V149H227ZM236 150H238V149L236 148ZM236 150H234V151H236ZM244 150H245V149H244ZM258 150H259V149H258ZM262 150H263V149H262ZM2 151H3V150H2ZM4 151H7V150L4 149ZM37 151H36L35 153H37ZM55 151H56V150H55ZM67 151H68V150H67ZM83 151H84V149H83ZM92 151H93V150H92ZM100 151H101V150H100ZM107 151H108V150H107ZM107 151H106V152H107ZM130 151H131V150H130ZM136 151H137V150H136ZM139 151H140V150H139ZM144 151H143V152H144ZM154 151H155V150H154ZM215 151H216V149H215ZM224 151H225V150H224ZM253 151H254V150H253ZM256 151H257V150H256ZM70 152H73V151H70ZM118 152H119V154L122 153L121 150L118 151ZM132 152H133V151H132ZM147 152H148V151H147ZM193 152H194V151H193ZM195 152H197V151H195ZM203 152H204V151H203ZM251 152H252V151H251ZM15 153H17V155H18V152H15ZM15 153H14V154H15ZM60 153H61V152H60ZM64 153H65V154H64L65 156L68 155V154L66 153V151H64ZM93 153H94V152H93ZM133 153H134V152H133ZM138 153H140V152H138ZM205 153H206V152H205ZM211 153H213V152L211 151ZM221 153H222V152H221ZM228 153H229V151H228ZM230 153H231V152H230ZM248 153H249V152H248ZM262 153H263V151H262ZM44 154H45L46 156H44ZM66 154H67V155H66ZM110 154H111V153H110ZM119 154H118V155H119ZM183 154H184V156H187V155H185V153H182V155H183ZM36 155L39 156L38 154H36ZM53 155H54V154H53ZM57 155H58V154H57ZM82 155H83V154H82ZM98 155H100V153H99ZM101 155H102V154H101ZM105 155H106V154H105ZM116 155H117V154H116ZM116 155H115V156H116ZM121 155H122V154H121ZM123 155H124V154H123ZM182 155H181V156H182ZM218 155H219V154H218ZM218 155H217V156H218ZM223 155H224V154H223ZM225 155H226V154H225ZM244 155H245V154H244ZM37 156H36V157H37ZM55 156H56V155H55ZM59 156H61V154H59ZM59 156H58V157H59ZM76 156H77V155H76ZM85 156H86V155H85ZM115 156H114V157H115ZM125 156H127V155H125ZM135 156H136V155H135ZM189 156H190V155H189ZM196 156H197V155H196ZM249 156H250V155H249ZM18 157H19V156H18ZM40 157H41V156H40ZM53 157H54V156H53ZM118 157H120V155H119ZM118 157H116V158H118ZM128 157H129V156H128ZM56 158H57V156L55 157V159H56ZM59 158H60V157H59ZM59 158H57V159L59 160ZM75 158H76V161H77V158H79V156H77V157H75ZM81 158L83 159L84 157H81ZM88 158H90V157H88ZM98 158H100V157L98 156ZM108 158H109V157H108ZM111 158H112V157H111ZM120 158H121V157H120ZM164 158H165V157H164ZM173 158H174V156H173ZM193 158H194V157H193ZM223 158H224V157H223ZM247 158H248V157H247ZM262 158H263V156H262ZM19 159H20V158H19ZM43 159H44V158H43ZM43 159H42V157H41V161H42ZM57 159H56V160H57ZM63 159H64V158H63ZM82 159H81V160L78 159V160H80V161H84V159H83V160H82ZM92 159H93V158H92ZM124 159H125V158H124ZM127 159H128V158H127ZM167 159H168V157H167ZM219 159H220V158H219ZM12 160H13V159H12ZM14 160H15V158H14ZM20 160H21V159H20ZM87 160H88V159H87ZM99 160H100V159H99ZM108 160H111V159H108ZM108 160H106V161H108ZM112 160H113V159H112ZM112 160H111V161H112ZM116 160H117V159H116ZM116 160L114 161L115 163H116ZM143 160H144V159H143ZM193 160H194V159H193ZM199 160H200V159H199ZM248 160H249V159H248ZM260 160H261V158H260ZM16 161H17V160H16ZM45 161H44V162H45ZM50 161H52V162H50ZM50 161H49V162L52 163V164L55 162V160H54V162H53V160H50ZM94 161H95V160H94ZM119 161H120V160H119ZM153 161H154V160H153ZM155 161H156V160H155ZM184 161H185V160H184ZM191 161H192V160H191ZM210 161H211V159H210ZM241 161H242V160H241ZM244 161H245V160H244ZM58 162H59V161H58ZM90 162H92V161H90ZM104 162H105V161H104ZM109 162H110V161H109ZM109 162H108L107 164H109ZM120 162H121V161H120ZM156 162H157V161H156ZM156 162H155V164H156ZM158 162H159V161H158ZM158 162H157V163H158ZM169 162H171V161L169 160ZM208 162H209V161H208ZM220 162H221V161H220ZM235 162H236V161H235ZM12 163L15 164V161L12 162ZM17 163H18V162H17ZM46 163H47V161H46ZM102 163H103V162H102ZM102 163H101V165H102ZM139 163H140V162H139ZM188 163H190V162H188ZM245 163H246V161H245ZM262 163H263V162H262ZM18 164H19V163H18ZM42 164H43V163H42ZM52 164H49V165H52ZM55 164H56V163H54V165L49 166V167H50V168L53 167V166L55 167ZM74 164L77 165L76 163H74ZM74 164H73V166H74ZM78 164H80V163L78 162ZM92 164H93V162H92ZM117 164H118V163H117ZM120 164H123V163H120ZM141 164H142V163H141ZM141 164H139V165H141ZM155 164H153V165H155ZM166 164H167V163H166ZM166 164H165V165H166ZM192 164H193V163H192ZM11 165H12V164H11ZM80 165H81V164H80ZM82 165H84V164H82ZM89 165H90V164H89ZM89 165H85V166H88V167H89ZM112 165H113V163H112ZM126 165H127V164H126ZM190 165H191V164H190ZM196 165H197V164H196ZM2 166H3V165H2ZM17 166H18V165H17ZM44 166H45V165H44ZM56 166H57V165H56ZM102 166H103V165H102ZM121 166H122V165H121ZM121 166H119V167H121ZM123 166L126 167L125 165H123ZM159 166H160V164H159ZM175 166H176V164H175ZM179 166H180V164H179ZM209 166H210V165H209ZM229 166H230V165H229ZM263 166H264V165H263ZM6 167H7V165H6ZM6 167H5V165H4V166L2 167L3 169L1 168L2 171H5L4 168L6 169ZM12 167H13V168H16V167L13 166V165H12ZM45 167H46V166H45ZM54 167H53V168H54ZM78 167H79V166H78ZM99 167H100V166H99ZM105 167H106V166H105ZM128 167L130 168L129 165H128ZM128 167H127V168H128ZM149 167H150V166H149ZM200 167H201V166H200ZM10 168H11V167H10ZM10 168H9V170H10ZM13 168H11V169H13ZM47 168H48V167H47ZM50 168H49V169H50ZM55 168H56V167H55ZM57 168H58V167H57ZM80 168H81V167H80ZM83 168H84V167H83ZM96 168H98V167H96ZM129 168H128V169H125V170H129ZM160 168H161V167H160ZM174 168H175V167H174ZM1 169H0V171H1ZM73 169H75V168H73ZM84 169H85V168H84ZM98 169H99V168H98ZM118 169H119V168H118ZM195 169H196V168H195ZM261 169H262V168H261ZM263 169H264V168H263ZM28 170H29V169H28ZM31 170H32V169H31ZM46 170H47V169H46ZM55 170H56V169H55ZM63 170H64V169H63ZM93 170H94V169H93ZM93 170H92V171H93ZM99 170H100V169H99ZM122 170L124 171V168H123ZM210 170H211V167H210ZM210 170H209V171H210ZM7 171H8V170H7ZM34 171H35V170H34ZM56 171H57V170H56ZM60 171H61V170H60ZM71 171H72V169H71ZM79 171H80V169H79ZM81 171H82V169H81ZM88 171H90V170H88ZM88 171L86 172L87 174H89ZM104 171H105V170H104ZM107 171H108V170H106V172H107ZM123 171H122V172H123ZM131 171H132V170H131ZM168 171H169V170H168ZM171 171H172V170H171ZM195 171H196V170H195ZM263 171H264V170H263ZM28 172H29V171H28ZM32 172H33V170H32ZM35 172H36V171H35ZM35 172L33 173V175H32V173H30L31 175H29V174L26 175V174H27V173H26L25 175H23V176L19 179V181H16V182H15L16 184L14 183V184L17 185V186L19 185L20 188L23 189L22 191L25 192L26 190H28V193H27V191H26V193H27L26 195H28L30 198L33 197L34 194H36V196H38V195H37L38 192H37V193H35V192H36V191H40L41 188H43V189H41V190L44 191V189H46V191H47V190H48V189H47V186H49V185H50V186H51V185H56V183H51V184H50V182H49L50 180H49V179H51V178H49V177H48L49 179L47 178V179H48L47 181H46V179H45L46 176H45V177L43 176L44 178L41 176V177H40L41 180L38 179L39 177H37V175H38L39 173L36 172L37 175L35 176V175H34V174H36ZM83 172H84V171H83ZM96 172H98V171H96ZM126 172H127V171H126ZM212 172H213V171H212ZM241 172H242V171H241ZM6 173H7V172H6ZM54 173L57 174L56 172H54ZM62 173H63V172H62ZM64 173H65V172H64ZM66 173H67V172H66ZM68 173H71V172L69 171ZM90 173H91V172H90ZM92 173H93V172H92ZM92 173H91V174H92ZM100 173H101V172H100ZM100 173H99V174H100ZM102 173H103V172H102ZM136 173H137V172H136ZM205 173H207V171H206ZM208 173H209V172H208ZM228 173H229V172H228ZM235 173H236V172H235ZM2 174H3V173H2ZM80 174H81V173H80ZM129 174H130V173H129ZM139 174L141 175L142 173H139ZM236 174H237V173H236ZM253 174H254V173H253ZM253 174H252V175H253ZM4 175H5V173H4ZM40 175H42V174H39V176H40ZM68 175H69V174H68ZM83 175H84V174H83ZM83 175H82V176H83ZM92 175H93V174H92ZM92 175H89V176H91V178H92ZM94 175H95V172H94ZM118 175H120V177H121V176H124V175H122V174H118ZM255 175H256V174H254V176H255ZM33 176H35V178L37 177L36 179H38L39 181H41V183H40L38 180L34 179ZM48 176H49V175H48ZM70 176H72V175H70ZM78 176H79V174H78ZM80 176H81V175H80ZM96 176H97V174H96ZM107 176H108V175H107ZM207 176H208V175H207ZM246 176H247V175H246ZM5 177H6V175H5ZM5 177H4V178H5ZM19 177H20V176H19ZM73 177H74V174H73ZM87 177H88V176H87ZM87 177H86V178H87ZM94 177H95V176H94ZM102 177H103V176H102ZM127 177H128V176H127ZM130 177H131V176H130ZM137 177H139V176H135V178H137ZM178 177H179V176H178ZM208 177H209V176H208ZM256 177H257V176H256ZM2 178H3V177L1 176L0 179L2 180ZM42 178H43V181H42ZM67 178H68V176H67ZM78 178H79V177H78ZM78 178H77V174H76V178H74V180H75V179H78ZM89 178H90V177H89ZM105 178H106V177H105ZM107 178H108V177H107ZM131 178H132V177H131ZM133 178H134V175H133ZM218 178H219V177H218ZM258 178H259V177H258ZM53 179H54V178H53ZM70 179L72 180V178H69V180H70ZM101 179H102V178H101ZM112 179H113V178H112ZM202 179H204V178H202ZM1 180H0V181H1ZM66 180H67V179H66ZM74 180H72V181H74ZM92 180H93V179H92ZM117 180H118V179H117ZM133 180H134V179H133ZM136 180H137V179H136ZM242 180H243V179H242ZM242 180H241V182H242ZM2 181H3V180H2ZM2 181H1V182H2ZM54 181H55V180H53V181L51 180V182H54ZM75 181H77V180H75ZM79 181H80V180H79ZM81 181H82V180H81ZM81 181H80V182H81ZM97 181L100 182L99 180H97ZM118 181H119V180H118ZM118 181H117V183H119ZM151 181H152V180H151ZM151 181H150V182H151ZM1 182H0V184H1ZM9 182H10V181H9ZM17 182H18V184H17ZM38 182H39V183H38ZM42 182H45V185H44V183H42ZM46 182H47V183H46ZM145 182H146V181H145ZM210 182H211V181H210ZM115 183H116V181H115ZM154 183H155V182H154ZM154 183H153V184H154ZM158 183H159V181H158ZM195 183H196V182H195ZM14 184H13V185H14ZM47 184H48V185H47ZM57 184H58V183H57ZM113 184H114V183H113ZM128 184H129V183H128ZM141 184H142V183H141ZM156 184H157V181H156ZM216 184H217V183H216ZM228 184H229V183H228ZM242 184H243V183H242ZM46 185H47V186H46ZM81 185H85V184H81ZM87 185H88V182H87ZM108 185H109V183H108ZM139 185H140V184H139ZM151 185H152V184H151ZM178 185H179L178 190H181L182 188L180 187V184H177L176 186H178ZM207 185H208V184H207ZM233 185H234V184H233ZM37 186H38L40 189L37 188ZM85 186H86V185H85ZM111 186H112V185H111ZM124 186H125V185H124ZM164 186H165V184H164ZM169 186H171V185H169ZM234 186H235V185H234ZM57 187H58V185H57ZM60 187H61V185H60ZM83 187H84V186H83ZM102 187H103V186H102ZM125 187H126V186H125ZM140 187H141V188H144L145 185H144V187H142V186H138V189H139ZM210 187H211V186H210ZM232 187H233V186H232ZM16 188H17V187H15V189H16ZM18 188H19V187H18ZM18 188H17V190H18ZM51 188H52V187H51ZM54 188H56V187H54ZM54 188H53V189H54ZM69 188H70V187H69ZM133 188H134V187H133ZM133 188H132V190H133ZM164 188H166V186H165V187L162 186L159 190H161V189L164 190ZM176 188H177V187H176ZM2 189H3V188H2ZM31 189H32V190H31ZM37 189H38V190H37ZM49 189H50V187H49ZM78 189H79V188H78ZM80 189H81V188H80ZM107 189H108V188H107ZM107 189H106V190H107ZM138 189H137V190H138ZM153 189H155V188H152V190H153ZM167 189H169V187L165 189V190L168 192ZM184 189H185V188H183L181 191H185ZM92 190H94V189H92ZM106 190H105V191H106ZM108 190H109V189H108ZM137 190H136V191H137ZM155 190H158V189H155ZM159 190L157 191L158 193L160 192ZM178 190H176L177 193L174 192L173 194H175V193H176V194H178V193L180 194V191L178 192ZM19 191H20V189H19ZM46 191H45V192H46ZM61 191H62V189H61ZM112 191H113V190H112ZM126 191H127V190H126ZM150 191H151V189H150ZM150 191H149V192H150ZM161 191H162V190H161ZM169 191H172V189L169 190ZM173 191H174V190H173ZM173 191H172V192H173ZM16 192H17V191H16ZM16 192H15V193H16ZM31 192L34 193V194L31 195ZM49 192H50V190L48 191V194H49ZM58 192H59V191H58ZM130 192H131V191H130ZM144 192H145V191H144ZM144 192H143V194H141L140 197H142V196L144 195ZM149 192H148V194H147L146 197H148V196L150 197V196H151V195H149ZM153 192H154V190H153ZM155 192H156V191H155ZM172 192H169L167 195L169 196V194L172 193ZM263 192H264V191H263ZM19 193H20V192H19ZM39 193H40V192H39ZM88 193H89V192H88ZM146 193H147V192H146ZM151 193H152V192H151ZM220 193H224V192H220ZM252 193H253V192H252ZM16 194H17V193H16ZM59 194H60V193H59ZM160 194H161V193H160ZM162 194H163V193H162ZM176 194H175V195H176ZM183 194H184V193H183ZM190 194H191V193H190ZM190 194H189V195H190ZM231 194H232V193H231ZM233 194H234V193H233ZM237 194H238V193H237ZM261 194H262V192H261L260 194H259V192H258V193H255V196H256L255 198L257 199V198H259L260 196L262 197V196L264 195V193H263L262 195H261ZM19 195H20V194H19ZM41 195H43V193H41ZM44 195H45V194H44ZM53 195H54V194H53ZM78 195H79V194H78ZM120 195H121V194H119V196H120ZM128 195H129V194H128ZM155 195H156V194H155ZM163 195H164V194H163ZM171 195H172V194H171ZM214 195H215V194H214ZM217 195H218V194H217ZM228 195H229V194H228ZM258 195H259V196H258ZM28 196H26V197H25L26 199L24 198V200H28V199H30V198H28ZM116 196H117V195H116ZM152 196H153V195H152ZM152 196H151L150 198L148 197V198L150 199L151 204H152V201H151V200H152V198L154 197V196H153V197H152ZM161 196H162V195H161ZM161 196H160V199H161V198L163 199V197H161ZM172 196H174V195H172ZM177 196H178V195H177ZM177 196L174 197V198H177ZM180 196H181V195H180ZM180 196H179L178 198H182V197H180ZM192 196H193V198H195V199H196V198H199V201L196 199V201H198V203H197L193 198H192V199L194 200L195 203L192 202V199H191V200L189 199L191 202H190L188 199H182V200H181V201H182V204H183L185 207H186V206H189V211L191 210L190 213L192 212V216L195 215V214L197 215V213H198V212H197V213L194 212L193 209H190V207H191L190 205H193V204H194V206L196 205L197 209H199L200 211L203 210V209H204V210H208V211H210V214H211V211H212V212L214 211V205H211V204H210V205H209V204H205V203H207V202H205L207 198L196 197V196H194V195H192ZM218 196H219V195H218ZM218 196H217V197H218ZM225 196H226V195H225ZM225 196L222 195L221 198H223V197H225ZM230 196L233 197L234 195H230ZM230 196H229V198H230ZM257 196H258V197H257ZM20 197H23V195L20 196ZM48 197H49V196H48ZM52 197H53V196H52ZM112 197H113V196H112ZM125 197H126V196H125ZM135 197H136V196H135ZM144 197H145V195H144ZM146 197H145V198H141L142 202L140 201V198H139V201H140V203H141L140 205L142 206V204L144 203V205H143L144 208H146V207L149 205V204H148V205L146 204V203H147L146 200L148 199V198L146 199ZM155 197H156V196H155ZM155 197H154V198H155ZM158 197H159V196H158ZM190 197H191V195H190ZM205 197H206V196H205ZM213 197H214V196H213ZM213 197H210V196H209L208 199H209V198H213ZM249 197L251 198V197H253V196L251 195V196H249ZM261 197H260V198H261ZM13 198H14V197H13ZM27 198H28V199H27ZM46 198H47V197H46ZM84 198H85V197H84ZM88 198H89V196H88ZM113 198H114V197H113ZM119 198H120V197H119ZM119 198H117V200H118ZM133 198H134V197H133ZM137 198H138V197H137ZM156 198H157V197H156ZM164 198H165V195H164ZM170 198H171V197L169 196L168 199L170 200ZM174 198H173V199H174ZM202 198L204 199V201H201ZM219 198H220V197H219ZM219 198H218V199H219ZM236 198H237V197H236ZM236 198H235V199H236ZM244 198H245V197H244ZM262 198L264 199V197H262ZM1 199H2V198H1ZM17 199H18V196H17ZM19 199H20V201H23V198H19ZM19 199H18V200H19ZM66 199H67V198H66ZM86 199H87V195H86ZM143 199H146V200H145L146 203L143 202V201H144ZM149 199H148V203H149ZM157 199H158V198H157ZM157 199H156V200H157ZM162 199H161V200H162ZM165 199H166V198H165ZM216 199H217V198H216ZM225 199H226V197H225ZM231 199H232V198H231ZM242 199H243V198H242ZM245 199H246V198H245ZM247 199H248V198H247ZM263 199H262V200H263ZM31 200H32V198H31ZM31 200H30V201H31ZM48 200H49V199H48ZM82 200H83V199H82ZM114 200H115V199H114ZM133 200H135V199H133ZM153 200H154V202H153L154 205H153V206H152V205H149V206H151L152 208L155 206V202H157L155 199H153ZM210 200H211V199H209V201H210ZM243 200H244V199H243ZM243 200H241V201H243ZM250 200H251V199H250ZM258 200H259V199H258ZM260 200H261V199H260ZM28 201H29V200H28ZM37 201H38V200H37ZM37 201H36V202H37ZM64 201H65V200H64ZM119 201H121V200H119ZM135 201H136V200H135ZM159 201H160V200H159ZM162 201H163V200H162ZM162 201H161V202H162ZM172 201H173V200H172ZM200 201H201V202H200ZM223 201H224V200H223ZM223 201L220 200V202H223ZM233 201H234V200H233ZM236 201H237V200H236ZM254 201H255V200H254ZM263 201H264V200H263ZM23 202H25V203H23ZM23 202H22L23 204H26L27 201H23ZM36 202H35V203H36ZM108 202H109V200H108ZM111 202H112V201H111ZM111 202H110V203H111ZM114 202H115V201H114ZM131 202H132V201H130L129 203H131ZM161 202H160V203H161ZM169 202H170V201H169ZM176 202H177V200H176ZM179 202H180V201H179ZM199 202H200V203H199ZM202 202H203V203H202ZM230 202H231V201H230ZM259 202H260V201H259ZM35 203H34V204H35ZM138 203H139V202H138ZM167 203H168V202H167ZM180 203H181V202H180ZM201 203H202V204H201ZM235 203H236V202H235ZM263 203H264V202H263ZM17 204H18V203H17ZM19 204L22 205L21 203H19ZM52 204H53V203H52ZM64 204H65V203H64ZM64 204H63V205H64ZM72 204H73V203H72ZM107 204H108V203H107ZM107 204H106V205H107ZM112 204H114V203H112ZM116 204H118V203H116ZM125 204L127 205L128 203H125ZM145 204H146L147 206H146ZM162 204H163V202H162ZM197 204H199V207H198ZM3 205H4V204H3ZM20 205H19V206L17 205L18 208L20 207ZM76 205H77V204H76ZM100 205H101V203H100ZM123 205H124V203H123ZM129 205H131V204H129ZM157 205L159 206L160 204L158 203ZM157 205H156V206H157ZM179 205H180V204H179ZM263 205H264V204H263ZM263 205H262V207H264ZM22 206H23V205H22ZM48 206L50 207V205H48ZM53 206H54V205H53ZM67 206H68V205H67ZM85 206H86V205H85ZM103 206H104V205H103ZM103 206H102V208H103ZM109 206H110V204H109ZM132 206H133V205H132ZM145 206H146V207H145ZM149 206H148V207H149ZM180 206H181V205H180ZM194 206H192V207H194ZM255 206H256V205H255ZM23 207H24V206H23ZM32 207H33V205H32ZM32 207H31V208H32ZM73 207H74V206H73ZM110 207H111V206H110ZM120 207H121V209H122L123 207H125V205H124L123 207H122V206H120ZM127 207H129V206H127ZM133 207H134V206H133ZM137 207H139V206H137ZM160 207H161V205H160ZM192 207H191V208H192ZM196 207H194V208H196ZM20 208H21V207H20ZM60 208H61V207H60ZM60 208H59V209H60ZM64 208H65V207H64ZM99 208H100V207H99ZM104 208H105V207H104ZM108 208H109V207H108ZM125 208H126V207H125ZM125 208H124V209H125ZM166 208H168V207H166ZM244 208H245V207H244ZM244 208H243V209H244ZM260 208H261V207H260ZM118 209H119V207H118ZM124 209H122V210H124ZM135 209H137V208H135ZM139 209H140V210H143L142 208H139ZM147 209H150V208H146V209H144V210H146V211L148 212L149 210H147ZM153 209H154V208H153ZM156 209H158V208H156ZM159 209H160V208H159ZM221 209H223V207L220 208L219 210L221 211ZM231 209H232V208H231ZM231 209H230V210H231ZM238 209H239V208H238ZM261 209H262V208H261ZM263 209H264V208H263ZM32 210H33V209H32ZM45 210H46V209H45ZM111 210H112V209H111ZM127 210H128V209H127ZM164 210H165V209H164ZM177 210L179 211V209H177ZM199 210H198V211H199ZM204 210H203V211H204ZM233 210H234V209H233ZM249 210H250V207H249ZM14 211H15V210H13V212H14ZM51 211H53V210H51ZM57 211H58V210H56V212H57ZM101 211H102V210H101ZM130 211H131V210H130ZM165 211H166V210H165ZM216 211H217V210H216ZM237 211H238V210H237ZM242 211H243V210H242ZM245 211H246V209H245ZM259 211H260V210H259ZM31 212H32V211H31ZM70 212H72V211H70ZM116 212H117V211H116ZM147 212H146V213H147ZM150 212H151V211H150ZM153 212H155V210H154ZM159 212H161V211L159 210ZM179 212H181V210H180ZM183 212H185V213L187 214L186 208H184V211H183ZM193 212H194V214H193ZM227 212H228V211H227ZM227 212H226L225 216L228 214ZM231 212H232V211H231ZM235 212H236V211H235ZM260 212H261V211H260ZM11 213H12V212H11ZM58 213H59V212H58ZM66 213H67V212H66ZM74 213H75V212H74ZM166 213H167V212H166ZM168 213H169V212H168ZM190 213H189V215L191 216ZM200 213H201V212H200ZM214 213H215V212H214ZM246 213H247V211H246ZM249 213H250V212H249ZM262 213H264V210L261 212V215H260V213H259L260 216H259V215H256V216H257V220H259L261 217L264 218V215H263ZM54 214H56V213L54 212L53 215H54ZM85 214H86V213H85ZM89 214H90V213H89ZM93 214H94V213H93ZM110 214H111V213H110ZM112 214H114V213L112 212ZM112 214H111V216H112ZM141 214H142V213H141ZM151 214H152V213H151ZM153 214H154V213H153ZM179 214H180V213H179ZM220 214H221V213H220ZM220 214L218 213L217 216L220 215ZM247 214H248V213H247ZM43 215H44V214H43ZM65 215H66V214H65ZM103 215H104V214H103ZM107 215H108V214H107ZM126 215H127V214H126ZM161 215H162V214H161ZM161 215H160V216H161ZM164 215H165V214H164ZM175 215H176V214H175ZM177 215H178V214H177ZM177 215H176V218H177ZM180 215H181V214H180ZM196 215H195V216H196ZM200 215H201V214H200ZM243 215H244V214H243ZM87 216H88V215H87ZM116 216H117V215H116ZM183 216H184V214H183ZM209 216H211V215H209ZM213 216H214V215H213ZM236 216H237V215H236ZM241 216H242V215H241ZM248 216H249V215H248ZM24 217H25V216H24ZM58 217H59V215H58ZM71 217H72V216H71ZM103 217L105 218V216H102V218H103ZM138 217H139V216H138ZM146 217H147V215H146ZM152 217H153V216H152ZM166 217H167V216H166ZM178 217H179V215H178ZM181 217H182V215H181ZM185 217L187 218V215H185ZM185 217H184V220H186ZM193 217H194V216H193ZM193 217H191V218L193 219ZM232 217H233V216H232ZM237 217H238V216H237ZM63 218H64V216H63ZM77 218H78V217H77ZM87 218H88V217H87ZM218 218L220 219L219 216H218ZM251 218H252V216H251ZM253 218L255 219V217H253ZM253 218H252V221H254ZM258 218H259V219H258ZM263 218H261V219L259 220V223H260V224H261ZM22 219H23V218H22ZM24 219H25V218H24ZM78 219H79V221L76 220V219H75V221H74V223H78V224H80L79 226H78V224H75V225H77V226H76V227H77V228H76L77 230L74 229V231L77 232V233H76V236H77V237L75 236V237L77 238V240H78V238H80V237L82 236V234H83V232L80 231V232H82V233H81V236H80V232H79V230H80V229L82 230L83 227H85V226L83 225L85 222H83V224H82V222L80 223V221H84V220H83V216H82V218L79 217ZM84 219H85V218H84ZM114 219H115V218H114ZM141 219H142V218H141ZM166 219H167V218H166ZM171 219H172V218H171ZM173 219H174V218H173ZM179 219H180V217L177 218V221H176V220L173 221V223H172V221H171V224H173L172 227H173L175 230H176V227H174V226H177V229H178V226H180L181 223H182V222H181L182 220L180 219V220H181V221H180ZM192 219H189L190 222H191ZM212 219H213V218H212ZM216 219H217V218L215 217V219H214L213 222H215V223H217V225H219V224H218L219 221L216 222V221H215ZM219 219H218V220H219ZM224 219H225V217H224ZM228 219H229V218H228ZM244 219H245V218H244ZM87 220H88V219H87ZM133 220H134V219H133ZM144 220H145V219H144ZM158 220H159V219H158ZM178 220H179V221H178ZM197 220H198V219H197ZM204 220H205V219H204ZM209 220H210V219H209ZM234 220H235V218H234ZM234 220L232 219L231 221H234ZM24 221H25V220H24ZM76 221H77V222H76ZM103 221H104V220H103ZM112 221H114V220H111V222H112ZM129 221H130V220H129ZM136 221H137V220H136ZM223 221H224V220H223ZM236 221H237V220H236ZM252 221H250V222H252ZM260 221H261V222H260ZM263 221H264V220H263ZM11 222H12V221H11ZM175 222H176V223H175ZM177 222H178V223H177ZM180 222H181V223H180ZM210 222H211V221H210ZM228 222H230V221H228ZM240 222H241V221H240ZM248 222H249V221H248ZM248 222H247V223H248ZM43 223H44V222H43ZM43 223H42V224H43ZM71 223H72V221H71ZM74 223H73V224H74ZM86 223H87V222H86ZM86 223H85V224H86ZM128 223H129V222H128ZM163 223H164V222H163ZM169 223H170V222H169ZM179 223H180V224H179ZM187 223H188V222H187ZM215 223H213L212 226L215 225V227H216V224H215ZM226 223H227V222H226ZM238 223H239V222H238ZM243 223H244V221H243ZM256 223H258V221H256V222L254 223V225H255ZM39 224H40V223H39ZM45 224H46V223H45ZM47 224H48V223H47ZM50 224H51V223H50ZM58 224H59V223H58ZM114 224H115V223H114ZM117 224H118V223H117ZM177 224H178V225H177ZM209 224H210V223H209ZM223 224L225 225V223H223ZM260 224H258V225H260ZM33 225H34V224H33ZM40 225H41V224H40ZM60 225H61V223H60ZM75 225H74V226H75ZM98 225L101 226L100 224H98ZM134 225H137V224H134ZM134 225H132V226H134ZM166 225H168V224H166ZM196 225H197V224H196ZM250 225H253V223L250 224ZM256 225H257V224H256ZM36 226H37V224H36ZM42 226H43V225H42ZM48 226H49V224H48ZM48 226L46 225L47 228H48ZM65 226H66V225H65ZM87 226H88V225H87ZM106 226H107V225H106ZM198 226H199V225H198ZM202 226H203V224H202ZM239 226H240V225H239ZM247 226H248V225H247ZM43 227L45 228V226H43ZM43 227H42V228H43ZM50 227H51V226H50ZM72 227H73V226H72ZM79 227H80V228H79ZM103 227H104V226H103ZM103 227H102V228H103ZM138 227H139V225H138ZM149 227H150V226H149ZM162 227H163V226H162ZM181 227H182V228L185 227V226H183V223H182V226H180V228H181ZM194 227H195V226H194ZM196 227H197V226H196ZM215 227H214V228H215ZM218 227H219V226H217L216 228H218ZM252 227H253V226H252ZM38 228H39V227H38ZM42 228L40 227V229H42ZM58 228H59V227H58ZM60 228H62V226H61ZM60 228H59V229H60ZM66 228H67V227H66ZM70 228H71V225H70V227H68V230H65V231L68 232ZM74 228H75V227H74ZM136 228H137V226H136ZM146 228H147V226H146ZM173 228H172V229H173ZM180 228H179V229H180ZM187 228H188V227H187ZM209 228H210V227H209ZM212 228H213V227H212ZM214 228H213V230H214ZM223 228H224V226H223ZM240 228L242 229V227H240ZM243 228H244V227H243ZM253 228H254V227H253ZM256 228H257V227L255 226L254 229H256ZM263 228H264V227H263ZM62 229H63V228H62ZM85 229H86V228H85ZM95 229H96V228H95ZM95 229L93 228V230H91L92 234H93V232H95V231H94ZM98 229H99V228H98ZM127 229H128V228H127ZM133 229H134V227H133ZM138 229H140V228H138ZM138 229H137V230H138ZM218 229H219V228H218ZM218 229H217V231H218ZM232 229H233V227H232ZM237 229L240 231L239 228H237ZM34 230H35V229H34ZM71 230H72V229H70V231L68 232L69 234L73 233ZM143 230H144V229H143ZM184 230H185V229H184ZM184 230H183V229H182V231L179 230V232H183ZM186 230H187V229H186ZM248 230H249V229H248ZM1 231H2V230H1ZM23 231H24V230H23ZM44 231H45V230H44ZM65 231H63V233H64ZM147 231H148V230H147ZM197 231H198V230H197ZM49 232H50V231H49ZM75 232H74V233H75ZM85 232H86V231H85ZM163 232H164V231H163ZM175 232L178 233V230H176ZM198 232H199V231H198ZM213 232H214V231H213ZM218 232H219V231H218ZM252 232H253V231H252ZM260 232H262V230H261ZM260 232H259V233H260ZM0 233H1V232H0ZM126 233H127V232H126ZM141 233H142V232H141ZM177 233H176V234H177ZM183 233H184V232H183ZM183 233H181V234H183ZM204 233H205V232H204ZM235 233H236V232H235ZM242 233H244V232L242 231ZM246 233H247V232H246ZM250 233H251V232L249 231V234H250ZM259 233H258V234H259ZM40 234H41V232H40ZM47 234H49V233H47ZM65 234H66V233H65ZM65 234H64V235H65ZM89 234H91V233H88V234L85 236V238H88L89 236H92V234H91V235H89ZM97 234H98V233H97ZM99 234H100V233H99ZM232 234H233V233H232ZM247 234H248V233H247ZM258 234H257V236H255V237H258ZM262 234H263V233H262ZM15 235H16V234H15ZM32 235H33V234H32ZM61 235H62V237L64 236L63 234H61ZM74 235H75V234H74ZM74 235L72 234L71 236H74ZM88 235H89V236H88ZM95 235H96V234H95ZM100 235H101V234H100ZM178 235L180 236V234H178ZM192 235H193V234H192ZM196 235H197V234H196ZM23 236H24V235H23ZM59 236H60V234H59ZM66 236H67V235H66ZM68 236H69V235H68ZM71 236H70V237H71ZM116 236H117V235H116ZM123 236H124V235H123ZM174 236H177V235L174 234ZM182 236H183V235H182ZM187 236H188V235H187ZM193 236H194V235H193ZM197 236H198V235H197ZM202 236H203V235H202ZM27 237H28V236H27ZM34 237H36V236H34ZM34 237H33V238H34ZM120 237H122V236L120 235ZM167 237H168V236H167ZM240 237H241V236H240ZM243 237H244V235H243ZM245 237H246V235H245ZM255 237H254V238H255ZM45 238H46V236H45ZM48 238H49V236H48ZM48 238H46V240H48ZM54 238H55V237H54ZM57 238H59V237H57ZM73 238H74V237H73ZM115 238H116V237H115ZM117 238H118V237H117ZM158 238H159V237H158ZM175 238H176V237H174V239H175ZM187 238H188V237H187ZM192 238H193V237H192ZM230 238H231V237H230ZM232 238H233V237H232ZM254 238H253V239H254ZM23 239H24V238H23ZM51 239H52V237H51ZM59 239H60V238H59ZM69 239H70V238H69ZM69 239H68V240H69ZM71 239H72V238H71ZM96 239H97V238H96ZM120 239H121V238H120ZM170 239H171V238H170ZM170 239H169V240H170ZM174 239H172V240H174ZM212 239H213V238H212ZM233 239H234V238H233ZM235 239H236V237H235ZM241 239H242V238H241ZM52 240H53V239H52ZM66 240H67V239H66ZM84 240H85V239H84ZM92 240H93V239H92ZM164 240H165V238H164ZM169 240H167V238H166V241H167V242H169ZM179 240H180V237L178 238V241H177V242L174 241V243H178V242L180 243L181 240H180V241H179ZM188 240H190V239L188 238ZM53 241H54V240H53ZM61 241H62V238H61ZM131 241H132V240H131ZM145 241H146V240H145ZM234 241H235V240H234ZM257 241H258V240H257ZM30 242H31V241H30ZM30 242H29V243H30ZM45 242H46V241H45ZM49 242H51V241H49ZM64 242H65V241H64ZM102 242H103V241H102ZM163 242H164V241H163ZM191 242H192V241H191ZM193 242H194V241H193ZM193 242H192V243H193ZM209 242H210V241H209ZM209 242H207V243L209 244ZM252 242H253V241H252ZM42 243H43V242H42ZM66 243H67V242H66ZM74 243L77 244V242H76L75 240H74L73 242H72V240H70V244H67V245L73 246V248H74V246H75ZM119 243H120V242H119ZM127 243H128V242H127ZM129 243H130V242H129ZM174 243H173V246H174ZM12 244H13V243H12ZM27 244H28V243H27ZM44 244H45L46 246H48V245L50 246V244H48V245H47L46 243H44ZM121 244H122V243H121ZM165 244H166V243H165ZM169 244H172V241H171ZM38 245H39V244H38ZM42 245H43V244H42ZM110 245H111V244H110ZM127 245H128V244H127ZM163 245H164V244H163ZM176 245H177V244H175V246H176ZM178 245H179V244H178ZM236 245H237V244H236ZM13 246H14V245H13ZM40 246H41V245H40ZM96 246H97V245H96ZM136 246H137V244H136ZM166 246H167V244H166ZM171 246H172V245H171ZM173 246H172V248H173ZM187 246H188V245H187ZM68 247H69V246H68ZM118 247H119V246H118ZM137 247H138V246H137ZM140 247H141V246H140ZM177 247H178V246H177ZM183 247H184V246H183ZM188 247H189V246H188ZM249 247H251V245H250ZM1 248H3V247H1ZM31 248H32V247H31ZM41 248H42V246H41ZM44 248H45V247H44ZM73 248H72V247H71V249L68 248L69 252H70ZM126 248H127V247H126ZM134 248H135V247H134ZM167 248H168V246H167ZM243 248H244V247H243ZM33 249H34V248H33ZM48 249H49V248H48ZM57 249H58V248H56V250H57ZM80 249H81V247H80ZM83 249H84V248H83ZM130 249H131V247H130ZM136 249L139 250L138 248H136ZM154 249H155V248H154ZM164 249H165V247H164ZM175 249H176V248H175ZM175 249L173 248L172 252H173ZM205 249H206V248H205ZM247 249H248V248H247ZM37 250L39 251V249H37ZM42 250H43V249H42ZM44 250H45V249H44ZM46 250H47V249H46ZM52 250H55V248L52 249ZM81 250H82V249H81ZM165 250H168V249H165ZM182 250H183V253H184V252H185L184 248H183ZM219 250H220V249H219ZM262 250H263V249H262ZM17 251H18V250H17ZM32 251H33V250H32ZM49 251H50V250H49ZM78 251H79V249H78ZM123 251H125V250H123ZM160 251H161V250H160ZM169 251H170V248H169ZM176 251H177V250H176ZM188 251H189V248H188ZM256 251H257V250H256ZM42 252H43V251H42ZM52 252H53V251H52ZM66 252H67V251H66ZM79 252H80V251H79ZM144 252H145V251H144ZM157 252H158V251H157ZM179 252H181V256H182V251H179ZM192 252H193V251H192ZM192 252L190 251L189 253H192ZM202 252H204V251H202ZM1 253H2V252H1ZM32 253H33V252H32ZM49 253H50V252H49ZM49 253H48V255H49ZM55 253H56V252H55ZM150 253H151V252H150ZM160 253H161V252H160ZM174 253H175V252H174ZM185 253H186V252H185ZM185 253H184V254H185ZM6 254H7V253H6ZM44 254H45V252H44ZM68 254H69V253H68ZM77 254H78V252H77ZM77 254H76V255H77ZM145 254H146V253H145ZM152 254H153V253H152ZM164 254H166V253H164ZM200 254H201V253H200ZM215 254H216V252H215ZM1 255H2V254H1ZM1 255H0V256H1ZM10 255H11V254H10ZM42 255H43V254H42ZM52 255H53V253H52ZM55 255H56V254H55ZM55 255H54V256H55ZM65 255H67V253H66ZM201 255H202V254H201ZM160 256H163V255H160ZM177 256H178V255H177ZM177 256H176V257H177ZM184 256H185V255H184ZM21 257H22V256H21ZM38 257H39V256H38ZM45 257H46V256H45ZM49 257H50V256H49ZM73 257H74V256H73ZM75 257H76V256H75ZM88 257H89V256H88ZM92 257H93V256H92ZM136 257H137V256H136ZM155 257H156V256H155ZM217 257H218V256H217ZM217 257H215V258H217ZM219 257H220V256H219ZM229 257H230V256H229ZM232 257H233V256H232ZM31 258H32V257H31ZM47 258H48V257H47ZM47 258H45V259H47ZM50 258H51V257H50ZM50 258H48V259L50 260ZM54 258H55V257H54ZM60 258H61V257H60ZM60 258H59V259H60ZM99 258H100V257H99ZM161 258H162V257H161ZM163 258H165V256H164ZM168 258H169V257H168ZM177 258H179V257H177ZM194 258H195V257H194ZM194 258H193V260H194ZM20 259H21V258H20ZM48 259H47V260H48ZM59 259H58V260H59ZM131 259H132V258H131ZM180 259H181V257H180ZM184 259H185V258H184ZM190 259H191V258H190ZM220 259H221V258H220ZM249 259H250V258H249ZM49 260L47 261L49 264H50L51 262L54 263V262L57 261V260H55V261L53 262V261L50 260L51 262H49ZM70 260H71V259H70ZM77 260H78V259H77ZM108 260H109V259H108ZM132 260H133V259H132ZM165 260H166V259H165ZM221 260H222V259H221ZM224 260H225V259H224ZM63 261H64V259H63ZM63 261H62V263L65 264ZM75 261H76V260H75ZM87 261H88V260H87ZM130 261H131V260H130ZM174 261H175V260H174ZM176 261H177V260H176ZM186 261H187V260H186ZM42 262H43V261H42ZM68 262H69V261H68ZM73 262H74V261H73ZM93 262H94V261H93ZM120 262H121V261H120ZM167 262H168V261H167ZM180 262H182V261H180ZM212 262H213V260L211 261V263H212ZM220 262H222V261H220ZM32 263H33V262H32ZM43 263L47 264L46 262H43ZM52 263H51V264H52ZM62 263H61V264H62ZM106 263H107V262H106ZM130 263H131V262H130ZM175 263H177V262H175ZM208 263H209V261H208ZM214 263H216V262L214 261ZM55 264H56V263H55ZM73 264H74V263H73ZM178 264H179V263H178ZM187 264H188V263H187ZM224 264H225V263H224Z\"/></svg>",
	"mask_w": 264,
	"mask_h": 264
}]
</instances>
